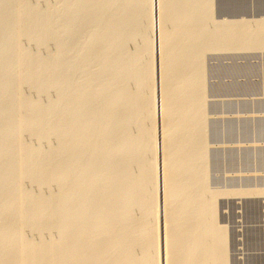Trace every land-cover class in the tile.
Listing matches in <instances>:
<instances>
[{"label":"rangeland","instance_id":"1","mask_svg":"<svg viewBox=\"0 0 264 264\" xmlns=\"http://www.w3.org/2000/svg\"><path fill=\"white\" fill-rule=\"evenodd\" d=\"M175 1L176 0H162V1L160 0V3L164 4L161 7L159 6L161 8L160 11H163V13L160 14L161 12L159 11V7L155 6L154 8L153 6V8L156 9V11L152 8L153 0H86V1L85 0H75V1L74 0H56V1L55 0H17V1L16 0H0V42H1L0 43V95H1L0 96V113H2L0 115V130H1L0 132L1 134H4V135H0L1 136L0 137L1 138L0 139L1 140L0 141V161H1L0 162V181H2V183L0 182L1 183L0 188L3 189V190L0 189V202H2L0 203V235L2 238V239L0 238L1 239L0 245L1 246L3 244L6 245V252L9 253V255L7 253L4 256L7 259L10 258L9 260H7V264H13V263L16 264V262L18 264H48V263L58 264L59 262H61L60 264H65V261L66 263H69L71 262L70 260L73 258V256H75L74 260L81 257L80 256L81 253L78 254L74 252L76 255H79V256H76L75 254H72L73 252H66V249L68 248V245H69V241L75 237V232L73 233V231H75L80 226H86V225L87 226L88 225L97 226L99 224L103 225L105 224V221L107 222V224L111 225V227H114L112 228L113 230L111 229V231H108V232L99 231L100 233H98V231L94 232L92 233L94 236H91L92 234H90L89 236L83 238V240L81 241V243L84 241L82 245L87 246L88 248L86 249L85 257L87 256L88 259L90 258L92 259V260L90 259L92 262L91 264H96L98 263V261L99 263L100 261H103L104 264L107 262L108 263L112 262L111 264H120V262L123 263V261L124 263H126L125 262L126 260L129 262L130 259H131V262L129 263L127 262V264H131L132 261H133L132 264H135V263L138 264L139 260H140V264H143V263L147 264L148 262H149L148 264H151V262H153L152 264H160V263L167 264V262L168 264H172V263L179 264L178 262L180 261L179 259H181V257H174L175 259L168 258L170 261H172L171 263L169 260L164 258V250H168V248L174 247L170 244H168L167 246H171V247H165L164 245L167 244L166 241L168 242L169 238L173 237L174 234H177L179 232L178 228L179 229L181 228L179 225H181L183 228V229L181 228L180 230L181 234L183 232L186 233V231H189L190 233L189 232L186 233L185 236L183 235L184 233L182 234V236L180 233H178L181 236V239L183 240L186 239L187 241L184 240L185 242L184 241L181 242L182 240H180L179 242H177L176 245L173 244L175 245V248L178 250L181 248L180 250L184 251L186 249H189V244L191 242L190 244V246L192 247L190 248L191 250L195 247L197 248L196 245H198V248L201 249V253L205 252L204 254L200 255L201 254V253L199 254L200 250L196 248L193 249L194 251V252L192 251L193 254H191V256L187 259L189 263H187L186 262L187 260H186L185 264L186 263L194 264L196 260L198 259H199L198 261H202L203 257H205L203 259L204 262H202L203 264H208L209 262H212V264H216L218 262L217 261L218 259H216L218 256H214V255H217L216 253H219L218 254L219 257H222L221 259L219 258L220 260L218 262L221 264L223 263L224 264H264V32H263L264 31L263 30L264 29V0H198V1L197 0H191V1L185 0V2L184 0L183 1L177 0L176 2ZM168 2L170 3V6ZM20 4H21V7H20ZM12 5L14 7H12ZM177 8L179 11L177 10ZM152 15H155L157 18ZM170 16L175 17V18L173 19ZM177 19H178V22H177ZM183 19H184V22H183ZM157 20L158 21L161 20V21L158 22ZM170 20L172 21L170 22ZM175 21L176 23H175V28H174ZM150 22H152L151 25H154V22H155V25L150 26ZM180 22L181 23L183 22L182 23V26L184 24L183 28L179 26L178 23ZM159 24H161V28ZM237 26L240 28H238ZM210 28H212L213 30ZM152 29L154 30L152 31ZM204 30H205V33H203ZM160 31L164 32V33L162 32V34L165 37L164 36L159 37L162 39H159L157 38L158 36H156L158 35L157 32L159 33V36L161 35ZM153 33L155 35H153ZM82 34L83 36H81ZM178 34L182 38L178 36ZM152 35L154 36V38ZM186 35L188 37H186ZM224 35H227V36H224ZM245 35L247 37H245ZM213 37H215L216 39H213ZM233 37H235V39ZM171 39L173 41L176 39L174 41L176 45L174 42H172ZM179 39H183V40L180 41ZM160 40L161 42L164 41L163 44H161ZM152 43H155V44H152ZM164 43L167 45L166 46L167 48L165 47ZM87 45L89 46L87 47ZM100 46L102 47V49ZM153 47H155V49ZM161 47H164V49ZM192 48H195V49L192 50ZM156 49H158L159 51L160 49L162 50L158 52V50L156 51ZM163 50H164V53L167 50V52L165 53V59L162 54L160 56V53H163ZM157 54H159V57ZM167 54L169 55L170 59L175 58L174 63H173V60L170 61ZM175 55L177 56V58ZM194 55H195V58H194ZM166 56L169 60L166 59ZM189 58L191 59V61L189 60ZM22 60L24 62H22ZM165 60L166 61L168 60V61L165 62ZM159 61L162 62L161 64H163V61H164L165 64L162 65L163 68ZM168 62L169 63L171 62L170 64H172V66L170 64L168 65L167 64ZM175 62L177 63L176 65H175ZM173 65H174V68H173L174 70L172 69ZM164 66H165V69H164ZM181 68H182L181 70L182 73L180 72ZM10 70L12 72H10ZM166 70H168V72L172 70L173 78L164 79L165 77H163L162 72ZM151 71L153 72L154 75L152 74ZM121 72H122V75H121ZM101 73L103 76H101ZM16 77L19 79H17ZM196 77H199V78H196ZM158 78L160 81L158 80ZM182 78L183 80L181 81ZM143 79L144 81H142ZM163 79L165 80L166 83L163 82L164 81ZM117 81L119 82V84ZM150 84H151V87H150ZM146 85L150 88L147 89ZM144 86L146 87L144 88ZM169 87L171 88L169 89ZM160 90L163 91L164 93L162 92L160 93ZM164 90H166L167 92L169 91V93L171 91L172 94H169V95H172L171 97L172 98L175 97V99L173 98L172 100V98L169 95H166L167 93ZM180 90H183L184 92L182 91L180 94ZM172 91L175 93L173 94ZM177 94L180 96L178 97ZM126 97L129 98V100ZM162 97L163 98L166 97V98H164L163 100H160ZM115 98H117L118 100L117 99L115 100ZM167 98H169L170 100L168 99L167 101L166 100ZM189 98H191L192 100H190ZM181 99L182 101H180ZM20 100L21 102H19ZM183 101H185V103ZM187 102L189 104H186ZM164 103H166L167 106L169 104V107H167L168 109L164 107L166 110L163 108ZM172 103H174L173 104L174 106L172 105ZM160 104L161 105L163 104V105L161 106ZM190 104L192 105V107ZM170 107L173 108L175 112L172 110H169L171 109ZM184 108L186 110L183 112ZM190 108H193V109L190 110ZM169 111H171V113ZM176 112H177V115H176ZM178 114H180V116ZM1 116H2V119H1ZM174 116H177L176 117L177 120L174 119ZM178 116L179 118L182 117V119H179ZM167 118L171 120H168ZM178 120L181 121L179 124V127L183 129L177 127L179 122L178 123L176 122ZM170 121L171 123L175 121L174 123L177 124V125H175L174 123H172L173 125L170 124L171 128L175 130H176L175 126L179 128L176 131L174 130L172 132L173 133L172 135H171V132L167 133L168 131L173 130V129L171 130V128L168 130V128L170 127L168 126ZM70 123L72 124V126ZM163 125L167 127V132L166 130L163 131V128L166 129V127H164ZM88 126L90 127V130ZM184 127H188V128H184ZM180 129L182 130L184 134L180 132ZM185 130L187 131L188 134L185 133L186 132ZM195 130H196V133H195ZM190 132L194 133V135L190 134ZM19 134L21 136H19ZM74 135H76L75 137L76 139H74ZM193 137H195V140L197 141H194ZM184 138L188 141V143H191V145L190 144L188 145V143H185L186 144L185 145L183 143V141H185ZM190 138H192L193 141H191ZM99 139H102V140H99ZM67 140H69V142ZM170 140L172 141V144L174 143L176 144L177 142V145L174 144L175 149H173L174 145H170L171 144ZM180 141L182 142L183 145H185V147H182L183 146L182 144H180L182 146L180 145L178 146V143H181ZM45 144L48 145L49 147L46 146ZM192 144L194 146H192ZM165 145L169 146L168 149L170 151L173 149L174 150V152L172 151L173 153H176V152L178 154L191 153L189 154L190 157H188L189 155H187L186 157L187 159L185 158V156H184L185 158L184 159L183 156L181 155L177 156L178 154H175L177 156V158H175L176 156L174 154L173 155L171 154L173 156L172 158V156L170 155V151L166 149L167 146L165 148ZM98 146L100 148L97 149ZM121 147L125 149L122 150ZM114 149L116 150L113 151ZM179 149L181 153H179ZM185 149L187 150L186 151L187 153L184 152ZM100 150H103V151H100ZM189 150L191 151L188 152ZM106 151L110 153H107ZM132 151L133 152L135 151V152L131 154ZM193 151L196 152V154ZM63 152L66 155H63ZM92 152L96 154H93ZM129 152L131 155L129 154ZM103 153L105 154V156ZM167 153L170 155V156L168 155L169 157L167 156ZM185 154H182V155H185ZM60 155H61V158H60ZM110 155H112V157ZM108 157H109V160L112 161L111 164H113V167H112V165H109L110 163H108L109 167L111 166L110 167L111 170H113L112 172L110 168H108V165L106 163L108 162L107 161ZM115 158L117 159V161L115 160ZM72 160H73V163H72ZM166 160H167V163L165 162ZM122 161L123 163H126L125 164L126 166L122 164ZM168 161L172 163L173 167L175 166L174 169L172 168V166L170 167L171 164L169 162L170 164L169 165ZM175 161L177 162V165ZM178 161L179 162L183 161L184 163L181 162L183 163L181 164ZM149 162L150 163L152 162L153 165L150 164ZM165 163L168 164V166ZM115 164H117V166L119 167L124 166L123 167L124 170L122 168L117 167ZM182 166H183V169H182ZM186 166L187 168L185 169L184 167ZM169 167L172 170L171 172H170ZM105 168L108 170L106 171ZM116 168H118V170L119 169L122 170L121 172L122 174L120 173V178L122 179V181L120 178L118 179L115 178L112 181L110 176L107 175L109 178L108 177L106 178L105 177L106 175H104L105 172L112 173L114 175L115 173L113 172H116V173L118 172ZM130 168H133V169H130ZM165 168L167 169L165 170V173L167 171L166 174L168 176L163 171ZM181 169L183 170V173L185 169L186 176H185V173L184 174L181 173L182 172ZM146 170L148 171L146 172ZM187 170L189 171V174ZM124 171L125 173H123ZM149 172H151L153 175ZM162 173L164 175H162ZM179 173H181L182 175L181 174L179 175ZM190 173H193L192 177L194 179L192 177H191L192 179L190 178L191 176ZM89 175L91 176V178ZM178 176H181V178L180 177L177 178ZM100 177H103L104 179L105 178L110 179V180H106V179L105 180L108 185L112 184L111 185L112 188L107 189L108 191H106L104 195L99 196L98 199L96 195L90 194V192L92 193L91 188H90L89 194H87L88 190H85V192L87 193L85 192L83 193V192H79L76 189L79 183L81 186H85L88 188V185L86 186V184L90 183L89 186H91V184L93 185V182H94V181L92 182V180L96 179L98 182L94 184L92 187H93V190L100 191V187L101 188L104 186L106 187V183H103V185L105 184L104 186L101 185L102 184L101 182H104V180L103 178H101L102 181L100 180L101 181L100 182L98 180ZM163 177L164 178L166 177L165 180L163 179ZM174 177H176L180 181L181 183L180 185L178 183L179 181L176 182L174 180L173 182V179H175ZM166 179H169V180L167 181ZM184 179H186L187 181ZM166 182H167V185H166ZM170 182L171 184H169ZM175 183H178V184H175ZM196 183L198 186L196 185ZM121 184L129 188L127 187L123 188L124 187L123 186L122 187L123 189L121 190V186H122ZM181 185L183 187H181ZM189 185L191 187L193 185V188L192 189L191 187H189V189L186 188ZM108 187L110 188V186ZM164 187L167 189L169 194L172 195V197L167 194V191ZM169 188L170 189L174 188L175 189L174 191L178 193L180 189L184 190L185 192L188 191L190 193L186 192L187 194L185 195V192L182 193V191L180 190V193H182V196H179L181 194H178V197H176L177 196V193H176V196H175L176 198L174 197L175 198L174 199L173 194L175 193H173L174 192L173 190L172 192H170ZM185 188L188 190H185ZM176 189L177 190L179 189V190L176 191ZM76 190L79 192L78 194H75ZM112 191L115 193V195ZM127 191H129V194H127L128 193ZM80 193L81 194L83 193V196ZM84 194L88 197H84L85 196ZM124 194L125 195L127 194V195L125 196ZM183 194L185 197L188 198L187 200L190 203H188L187 200H185V202L184 200H181V199H186L184 198ZM76 195L77 196L80 195V196L77 197ZM105 195H107L106 197L109 196L110 198L109 197L106 198ZM164 195L165 196L167 195V197H165ZM127 196H128V200H125L126 203H124V199H126ZM9 198H11V200ZM69 198L71 202H69ZM75 198H78V199H75ZM168 198H170V200ZM177 198L181 200L182 202L178 201L175 203ZM105 199H107V201H105ZM23 200L26 202H24ZM36 200H38L37 203L35 202ZM83 200H85L83 202L84 205L82 204ZM96 200L98 203L96 202ZM86 201H87V204H89L88 206L90 207H88L87 205L85 206ZM111 201H114V203L113 202L111 203ZM116 201H119V203L117 204ZM192 201L194 203H191ZM10 202H12L13 204ZM24 203H26L27 205L26 204L24 205ZM178 203L180 205H178V208H176L177 207L176 204ZM184 203L186 204L184 205ZM113 204H114V207L112 206ZM170 204L173 206L171 207ZM181 204H183L182 207H181ZM187 204H188V208H187ZM78 205L80 207L81 205H83V207L85 206L86 209L84 210H87V207L88 208L92 207L94 211L98 209H101V211H97V213L94 212L95 213L94 215L93 214L90 215V213L93 212L90 209L91 212H89L88 210L87 214L88 213L89 214L86 216L85 214L86 211H85L83 212L84 213V216H83L82 212L80 213L78 212L80 211V207ZM109 205L111 207H109ZM167 205L171 207L170 210H168L169 208L167 209ZM33 206L35 207L33 208ZM125 206L127 207V209ZM120 207H121V211H118L120 210ZM164 207H165V210H164ZM24 209H26L25 211H28V212L24 213L21 211V210L24 211ZM77 209L78 211H76ZM179 209L182 212V214L180 212L181 215L179 214V211H180ZM112 210L114 212L113 218L110 217L111 215H109ZM72 211H75V212H72ZM169 212L170 213L172 212L173 214L176 213L177 216H174L175 214L173 215L171 213L170 215H173L174 217L173 216L170 217ZM101 213H104V214H101ZM122 213L126 215V218L124 217ZM165 213L166 215H168L167 218H164ZM183 213L185 214L187 213L189 215L188 216L189 219H187L188 217L183 215ZM74 214L76 215L74 216ZM79 214H80V217H78ZM101 215H102V218H101ZM114 215H115V218H114ZM82 216L86 218H83ZM184 216L186 218H184ZM176 217L178 218L176 219ZM196 217L198 219H196ZM168 218L171 220L167 221ZM120 219L123 220L124 223H122ZM175 219L176 221H178L179 219L180 224L179 222L175 223L176 222ZM190 219L191 221H189ZM192 219H194V223H196V220L198 222L195 225L196 226L195 229H194V224H191L193 221ZM183 220L188 223L185 222L186 223L185 224L184 222H182ZM118 221H119V224H118ZM173 221L175 222L171 225ZM166 222L168 223L165 225ZM182 223L186 227H184ZM189 223L191 225H189ZM121 224L122 225L125 224L126 228L124 226H121ZM169 225L172 226V228L169 227L172 230V233L174 232L173 225L178 226V227L176 226L177 229H175L176 230L175 233L173 234L171 233L172 236L170 235L171 230L167 228ZM1 227H4V228H1ZM188 227L190 229H188ZM198 227L199 229H196ZM67 228L72 229V230L68 231ZM145 228H148L146 229L148 230L147 232L145 231ZM185 228L187 229L184 231ZM118 229H120L121 231L120 232L121 236L118 233L119 232ZM126 229H129L130 232L129 231L125 232ZM193 229L195 230L194 232H193ZM66 230L68 231L67 234H65ZM114 230H117V232H115ZM164 230L165 231L167 230L166 231L167 233L169 232L168 236L166 235L167 237L166 236L164 237L166 233ZM196 230L197 231L199 230L201 233L197 234ZM212 230L216 231V233H218L221 230L220 232L222 233L219 232V235L221 237L223 236L222 241L219 242L218 240L219 238H215V236H217L218 234H216ZM205 231L206 232L209 231V234L210 233L211 234L208 235L207 233L208 235L207 237ZM122 232H123V235H122ZM202 232L204 234H202ZM212 232L215 234L211 238L210 236L213 235ZM15 234L18 237H16ZM124 234H127V236ZM62 235H64L65 237ZM188 235L192 236V238L194 239H192L191 237L186 238ZM194 235H197L199 238L197 237L196 239L201 242L195 243L194 241H196V239ZM202 235L203 236L205 235L203 237L204 240L201 239ZM219 235L217 237H220ZM6 236L11 237L13 240L10 239L9 237L4 238ZM95 236L97 238L99 237L98 241H97V238H95ZM183 236L185 238H183ZM94 238H95L94 243L98 245L99 244L102 245L106 243V240L107 242L112 241L111 242L112 244L110 246V249L112 250L115 248V247L114 248L112 247L113 241H114V246L118 245L121 247L120 248L116 247L118 249L115 248V250H117V252L115 251L116 253L113 252L114 250L111 252V250L108 249L107 251L105 252L103 251L100 254L96 255V246H95V249L92 246ZM109 238L114 239V240H110ZM132 239H135L134 240L135 242L132 241ZM189 239H191V241H189ZM5 240H7L10 244L7 241H6L7 243H5ZM119 240L120 241L123 240L125 243L120 242V245H119ZM214 240L215 241L218 240L217 242H215V245H214ZM10 241L13 243H11ZM102 241L104 243H102ZM126 241L130 243L127 244ZM115 242L117 245H115ZM17 243H19V246ZM132 243L134 244L133 247L128 248L132 245ZM180 243L181 244L183 243L182 244L183 247L178 245ZM7 244H9L10 246H8ZM123 244H125V247L128 250L130 249L131 253L125 249ZM186 244H188L187 245L188 247L186 246ZM194 244H195V247H194ZM209 244L211 247L213 246L214 250L211 249L210 246H208ZM199 245H202V246H199ZM176 246L177 247L180 246V248L179 247L177 248ZM215 246H219L221 248H216L215 250ZM9 247L11 248V252L8 251L10 250ZM122 248L124 251L127 252L129 256H127L126 253L124 255L125 257L123 256L124 252L123 253L121 252ZM205 248L207 251L205 250ZM24 250H26L25 253H24ZM119 250H120V253H119ZM208 250H209V254H212L213 251L214 252L216 251L214 255L212 254V256H214L215 259L214 258L212 259H214L217 262H215L214 260L213 261L208 260L211 257L210 255H208ZM91 252H94L95 254ZM110 252L113 253L114 256L111 255ZM39 253H41V255ZM69 253L71 254L69 255ZM102 253L104 254L103 257H102L103 255ZM106 253L108 254L106 255ZM197 254L199 257L201 256L200 257L201 259L197 256ZM11 255H12V258L14 257L13 259H11ZM108 255L109 256L111 255L112 257H109L110 259H108L107 258ZM145 255L146 257L147 256L148 257L146 258ZM193 255L197 259L196 258L194 259ZM98 256L102 257V259L104 260H100ZM120 256H123L121 257L123 261L121 260V258H120L121 261L119 260ZM52 257L54 258L53 260H52ZM191 257L195 260V262L192 260ZM145 258L146 260L149 259V261L148 262L145 261ZM93 259L96 263L93 262ZM135 259L138 262H136ZM190 259H191V262L189 261ZM23 260L25 261V263H23ZM39 260H42L43 263ZM110 260L111 262H109ZM114 260L117 263L114 262ZM0 262H2V264H5L4 261L1 259H0Z\"/></svg>","mask_w":264,"mask_h":264},{"label":"bare ground","instance_id":"2","mask_svg":"<svg viewBox=\"0 0 264 264\" xmlns=\"http://www.w3.org/2000/svg\"><path fill=\"white\" fill-rule=\"evenodd\" d=\"M16 1H17V0H16ZM55 1H56V0H55ZM74 1H75V0H74ZM85 1H86V0H85ZM161 1H162V0H161ZM176 1H177V0H176ZM176 1H175V2H176ZM181 1H183V0H181ZM190 1H191V0H190ZM197 1H198V0H197ZM104 2H105V1H104ZM170 2H171V1H170ZM184 2H185V0H184ZM187 2H188V1H187ZM16 3H17V2H16ZM43 3H44V2H43ZM113 3H114V2H113ZM168 3H169V2H168ZM177 3H178V2H177ZM199 3H200V2H199ZM1 4H2V3H1ZM29 4H30V3H29ZM89 4H90V2H89ZM160 4H161V5H160ZM14 5H15V4H14ZM121 5H122V4H121ZM162 5H164V4L160 3V0H153L152 8H153V6H154V8H155V6H157V7L160 6V7H161ZM166 5H167V4H166ZM180 5H181V3H180ZM187 5H188V4H187ZM5 6H6V5H5ZM15 6H16V5H15ZM31 6H32V5H31ZM72 6H73V5H72ZM94 6H95V5H94ZM169 6H170V3H169ZM178 6H179V4H178ZM10 7H11V6H10ZM12 7H14V6L12 5ZM12 7H11V8H12ZM20 7H21V4H20ZM23 7H24V6H23ZM23 7H22V8H23ZM54 7H55V6H54ZM116 7H117V6H116ZM139 7H140V6H139ZM148 7H149V6H148ZM160 7H159V11L161 10ZM163 7H165V6H163ZM22 8H21V9H22ZM25 8H26V7H25ZM55 8H56V7H55ZM82 8H83V7H82ZM146 8H147V7H146ZM154 8H153V9H154ZM170 8H171V7H170ZM170 8H169V9H170ZM174 8H176V7H174ZM174 8H173V9H174ZM4 9H5V8H4ZM59 9H60V8H59ZM76 9H77V8H76ZM139 9H140V8H139ZM47 10H48V9H47ZM49 10H50V9H49ZM123 10H125V9H123ZM154 10L156 11V9H154ZM154 10H153V11H154ZM177 10H178V8H177ZM37 11H38V10H37ZM60 11H61V10H60ZM140 11H141V10H140ZM157 11H158V10H157ZM173 11H174V10H173ZM178 11H179V10H178ZM2 12H3V11H2ZM30 12H31V11H30ZM109 12H111V11H109ZM160 12H161V13H160ZM160 12H159L160 14L163 13V11H160ZM168 12H169V11H168ZM106 13H107V12H106ZM106 13H105V14H106ZM139 13H140V12H139ZM146 13H147V12H146ZM150 13H151V12H150ZM155 13H156V12H155ZM188 13H189V12H188ZM207 13H208V12H207ZM6 14H7V12H6ZM55 14H56V13H55ZM71 14H72V13H71ZM81 14H82V13H81ZM156 14H157V13H156ZM156 14H155V15H156ZM164 14H165V13H164ZM169 14H171V13H169ZM176 14H177V13H176ZM184 14H185V13H184ZM14 15H15V14H14ZM58 15H59V13H58ZM155 15H152V16L156 17ZM167 15H168V14H167ZM181 15H182V14H181ZM9 16H10V15H9ZM157 16H158V15H157ZM160 16H161V15H160ZM160 16H159V17H160ZM111 17H112V16H111ZM148 17H149V16H148ZM165 17H166V16H165ZM170 17H171V16H170ZM175 17H176V15H175ZM175 17H171V18L174 19ZM186 17H188V16H186ZM29 18H30V17H29ZM52 18H53V17H52ZM151 18H152V17H151ZM156 18H157V17H156ZM160 18H161V17H160ZM162 18H164V17H162ZM171 18H170V19H171ZM184 18H185V17H184ZM37 19H38V18H37ZM158 19H159V18H158ZM167 19H168V18H167ZM173 19H172V20H173ZM15 20H17V19H15ZM51 20H52V19H51ZM75 20H76V19H75ZM128 20H129V19H128ZM140 20H141V19H140ZM172 20H170V22H171ZM188 20H189V18H188ZM2 21H3V20H2ZM103 21H104V20H103ZM153 21H154V20H153ZM157 21H158V20H157ZM160 21H161V20H160ZM160 21H158V22H160ZM179 21H181V20H179ZM46 22H47V21H46ZM56 22H57V21H56ZM165 22H167V21H165ZM177 22H178V19H177ZM183 22H184V19H183ZM183 22H182V23H183ZM213 22H214V21H213ZM241 22H242V21H241ZM23 23H24V22H23ZM151 23H152V22H150V26H154V25H155V22H154V25H151ZM172 23H173V22H172ZM175 23H176V21L174 22V28H175ZM180 23H181V22H180ZM180 23H178L179 26H181V28H183L184 24H183V26H182V23H181V25H180ZM185 23H186V21H185ZM187 23H188V22H187ZM242 23H243V22H242ZM12 24H13V23H12ZM157 24H158V23H157ZM197 24H198V23H197ZM247 24H249V23H247ZM254 24H255V23H254ZM16 25H17V24H16ZM49 25H50V24H49ZM49 25H48V26H49ZM100 25H101V24H100ZM137 25H138V24H137ZM185 25H186V24H185ZM190 25H191V24H190ZM190 25H189V26H190ZM239 25H240V24H239ZM241 25H243V24H241ZM29 26H30V25H29ZM46 26H47V25H46ZM50 26H51V25H50ZM64 26H65V25H64ZM66 26H67V25H66ZM159 26H160V28H161V24H159ZM187 26H188V25H187ZM187 26H186V27H187ZM221 26H222V25H221ZM232 26H233V25H232ZM234 26H235V25H234ZM27 27H28V26H27ZM35 27H36V26H35ZM107 27H108V26H107ZM140 27H141V26H140ZM190 27H191V26H190ZM194 27H195V26H194ZM237 27H238V26H237ZM248 27H249V26H248ZM21 28H22V26H21ZM25 28H26V27H25ZM54 28H55V27H54ZM99 28H100V27H99ZM149 28H150V27H149ZM151 28H152V27H151ZM160 28H159V30H160ZM164 28H165V27H164ZM219 28H221V27H219ZM232 28H233V27H232ZM238 28H240V27H238ZM259 28H260V27H259ZM5 29H6V27H5ZM71 29H72V28H71ZM156 29H158V28H156ZM172 29H173V28H172ZM185 29H186V28H185ZM202 29H203V28H202ZM210 29H212V28H210ZM32 30H33V29H32ZM55 30H56V29H55ZM106 30H107V28H106ZM132 30H133V29H132ZM153 30H154V29H152V31H153ZM175 30H176V29H175ZM182 30H183V29H182ZM188 30H189V29H188ZM188 30H187V32H188ZM212 30H213V29H212ZM236 30H237V29H236ZM236 30H235V31H236ZM254 30H255V29H254ZM254 30H253V31H254ZM263 30H264V29H263ZM19 31H20V30H19ZM25 31H26V30H25ZM116 31H117V30H116ZM133 31H134V30H133ZM172 31H173V30H172ZM172 31H171V32H172ZM193 31H194V30H193ZM198 31H200V30H198ZM235 31H234V32H235ZM239 31H240V30H239ZM256 31H257V30H256ZM21 32H22V31H21ZM50 32H51V31H50ZM54 32H56V31H54ZM150 32H151V31H150ZM160 32H161V31H160ZM162 32H163V31H162ZM162 32H161V35H160V36H159V33L157 32V34H158V35H156V36H158L157 38H159V37H161V36H162V37L164 36V35L162 34ZM166 32H167V31H166ZM168 32H169V31H168ZM185 32H186V31H185ZM191 32H192V31H191ZM196 32H197V31H196ZM212 32H213V31H212ZM229 32H230V31H229ZM234 32H233V33H234ZM263 32H264V31H263ZM107 33H108V32H107ZM117 33H118V32H117ZM155 33H156V32H155ZM163 33H164V32H163ZM175 33H176V32H175ZM175 33H174V34H175ZM179 33H180V31H179ZM182 33H183V32H182ZM203 33H205V30H204ZM220 33H221V32H220ZM253 33H254V32H253ZM6 34H7V33H6ZM79 34H80V33H79ZM98 34H99V33H98ZM165 34H166V33H165ZM169 34H170V33H169ZM176 34H177V33H176ZM185 34H186V33H185ZM193 34H194V33H193ZM228 34H229V33H228ZM236 34H237V32H236ZM8 35H9V34H8ZM19 35H20V34H19ZM46 35H47V34H46ZM99 35H100V34H99ZM148 35H149V34H148ZM153 35H155V34L153 33ZM153 35H152V36H153ZM166 35H167V34H166ZM172 35H173V34H172ZM189 35H190V34H189ZM191 35H192V34H191ZM203 35H204V34H203ZM208 35H209V34H208ZM230 35H231V34H230ZM2 36H3V35H2ZM33 36H34V35H33ZM81 36H83V34H82ZM114 36H115V35H114ZM124 36H125V35H124ZM131 36H132V35H131ZM140 36H141V35H140ZM146 36H147V35H146ZM178 36H180V35L178 34ZM193 36H194V35H193ZM213 36H215V35H213ZM224 36H227V35H224ZM5 37H6V36H5ZM37 37H38V36H37ZM164 37H165V36H164ZM166 37H167V36H166ZM173 37H174V36H173ZM175 37H176V36H175ZM180 37H181V36H180ZM184 37H185V35H184ZM186 37H188V36L186 35ZM202 37H203V36H202ZM228 37H229V35H228ZM245 37H247V36L245 35ZM245 37H244V38H245ZM259 37H260V36H259ZM41 38H42V37H41ZM46 38H47V37H46ZM76 38H77V37H76ZM121 38H122V37H121ZM153 38H154V36H153ZM167 38H168V37H167ZM178 38H179V37H178ZM178 38H177V39H178ZM181 38H182V37H181ZM233 38L235 39V37H233ZM236 38H237V37H236ZM15 39H16V38H15ZM69 39H70V38H69ZM93 39H94V38H93ZM105 39H106V37H105ZM124 39H125V38H124ZM124 39H123V40H124ZM132 39H133V38H132ZM136 39H137V38H136ZM151 39H152V38H151ZM159 39H162V38H159ZM164 39H165V38H164ZM192 39H193V37H192ZM192 39H191V40H192ZM197 39H198V38H197ZM203 39H204V38H203ZM213 39H216V38L213 37ZM225 39H226V38H225ZM225 39H224V41H225ZM246 39H247V38H246ZM259 39H260V38H259ZM154 40H156V39H154ZM171 40H172V39H171ZM175 40H176V39H175ZM175 40H174V41H175ZM179 40L181 41V40H183V39H179ZM236 40H237V39H236ZM240 40H242V39H240ZM255 40H256V39H255ZM2 41H3V40H2ZM14 41H15V40H14ZM40 41H42V40H40ZM47 41H48V40H47ZM53 41H54V40H53ZM116 41H117V40H116ZM116 41H115V42H116ZM126 41H127V40H126ZM146 41H147V40H146ZM158 41H159V40H158ZM158 41H157V42H158ZM168 41H169V39H168ZM174 41L172 40V42H174ZM186 41H187V40H186ZM231 41H232V39H231ZM16 42H17V41H16ZM19 42H20V41H19ZM32 42H33V41H32ZM49 42H50V41H49ZM79 42H80V41H79ZM102 42H103V41H102ZM160 42H161V40H160ZM163 42H164V41H163ZM163 42H161V44H163ZM165 42H166V40H165ZM176 42H177V41H176ZM210 42H211V41H210ZM0 43H1V42H0ZM40 43H41V42H40ZM81 43H82V42H81ZM174 43H175V42H174ZM185 43H186V42H185ZM203 43H205V42H203ZM207 43H208V42H207ZM261 43H263V42H261ZM136 44H137V43H136ZM152 44H155V43H152ZM167 44H168V43H167ZM170 44H171V42H170ZM172 44H173V43H172ZM177 44H178V43H177ZM179 44H180V43H179ZM257 44H258V42H257ZM156 45H157V44H156ZM159 45H160V44H159ZM164 45H165V47L167 46L165 43H164ZM173 45H174V44H173ZM175 45H176V43H175ZM240 45H241V44H240ZM248 45H249V44H248ZM2 46H3V45H2ZM18 46H19V45H18ZM88 46H89V45H87V47H88ZM116 46H117V45H116ZM152 46H153V45H152ZM152 46H151V47H152ZM154 46H155V45H154ZM189 46H190V45H189ZM191 46H192V45H191ZM206 46H207V45H206ZM50 47H51V46H50ZM76 47H77V46H76ZM91 47H93V46H91ZM100 47H101V46H100ZM142 47H143V46H142ZM171 47H172V46H171ZM177 47H178V46H177ZM186 47H187V46H186ZM83 48H84V47H83ZM144 48H145V47H144ZM148 48H149V47H148ZM153 48L155 49V47H153ZM153 48H152V49H153ZM161 48L164 49V47H161ZM166 48H167V47H166ZM207 48H208V47H207ZM218 48H219V47H218ZM68 49H69V48H68ZM101 49H102V47H101ZM179 49H180V47H179ZM194 49H195V48H192V50H194ZM9 50H10V49H9ZM25 50H26V49H25ZM110 50H111V49H110ZM140 50H141V48H140ZM157 50H158V49H156V51H157ZM161 50H162V49H160V51H161ZM172 50H173V49H172ZM203 50H204V49H203ZM3 51H4V50H3ZM53 51H54V50H53ZM73 51H74V50H73ZM149 51H150V50H149ZM160 51L158 50V52H160ZM174 51H175V49H174ZM180 51H181V49H180ZM183 51H184V50H183ZM37 52H38V51H37ZM134 52H135V51H134ZM166 52H167V50L165 51V53H166ZM53 53H54V52H53ZM125 53H126V52H125ZM156 53H157V52H156ZM163 53H164V50H163ZM163 53H160V56H161V54H162L163 57H164V59H165V53H164V54H163ZM168 53H169V51H168ZM174 53H176V52H174ZM174 53H173V54H174ZM185 53H186V51H185ZM201 53H202V52H201ZM21 54H22V53H21ZM30 54H31V53H30ZM105 54H106V53H105ZM170 54H171V53H170ZM1 55H2V54H1ZM54 55H55V54H54ZM69 55H70V54H69ZM75 55H76V54H75ZM152 55H153V54H152ZM152 55H151V56H152ZM157 55H158V57H159V54H157ZM182 55H183V54H182ZM29 56H30V55H29ZM118 56H119V55H118ZM167 56H168V58H169V55H168V54H167ZM167 56H166V59H168ZM172 56H173V55H172ZM175 56H176V55H175ZM199 56H200V55H199ZM3 57H4V56H3ZM24 57H25V56H24ZM57 57H58V56H57ZM66 57H67V56H66ZM109 57H110V56H109ZM138 57H139V56H138ZM143 57H144V56H143ZM192 57H193V56H192ZM22 58H23V57H22ZM81 58H82V57H81ZM129 58H130V57H129ZM129 58H128V59H129ZM145 58H146V57H145ZM176 58H177V56H176ZM185 58H186V57H185ZM187 58H188V57H187ZM194 58H195V55H194ZM109 59H110V58H109ZM142 59H143V58H142ZM169 59H170V58H169ZM169 59H168V60H169ZM174 59H175V58H174ZM174 59L172 58V59H170V61L173 60V63H174ZM180 59H181V58H180ZM183 59H184V58H183ZM6 60H7V59H6ZM28 60H30V59H28ZM28 60H27V61H28ZM33 60H34V59H33ZM119 60H120V59H119ZM122 60H123V59H122ZM161 60H163V59H161ZM168 60H167V61H168ZM189 60L191 61L190 58H189ZM192 60H193V59H192ZM146 61H147V60H146ZM167 61L165 60V62H167ZM175 61H176V60H175ZM186 61H187V60H186ZM22 62H24V61L22 60ZM72 62H73V61H72ZM82 62H83V61H82ZM129 62H130V61H129ZM159 62H160V61H159ZM41 63H42V62H41ZM47 63H48V62H47ZM108 63H109V62H108ZM135 63H136V62H135ZM161 63H162V62H160V64H161ZM170 63H171V62H170ZM170 63L168 62L167 64L169 65ZM11 64H12V63H11ZM25 64H26V63H25ZM32 64H33V63H32ZM65 64H66V63H65ZM90 64H91V63H90ZM137 64H138V63H137ZM145 64H146V63H145ZM157 64H158V63H157ZM160 64H159V65H160ZM164 64H165V63H164V61H163V64H161V66L164 65ZM176 64H177V63L175 62V65H176ZM185 64H187V63H185ZM149 65H150V64H149ZM170 65L172 66V64H170ZM183 65H184V64H183ZM15 66H16V65H15ZM17 66H18V64H17ZM23 66H24V65H23ZM178 66H179V65H178ZM40 67H41V66H40ZM43 67H44V66H43ZM47 67H48V66H47ZM55 67H56V66H55ZM89 67H90V66H89ZM150 67H151V66H150ZM159 67H160V66H159ZM166 67H167V66H166ZM168 67H169V66H168ZM181 67H183V66H181ZM184 67H185V66H184ZM4 68H5V67H4ZM6 68H7V67H6ZM8 68H9V67H8ZM25 68H26V67H25ZM33 68H35V67H33ZM53 68H54V67H53ZM68 68H69V67H68ZM162 68H163V66H162ZM170 68H171V67H170ZM170 68H169V70H170ZM173 68H174V65H173L172 69H173ZM188 68H189V67H188ZM47 69H48V68H47ZM51 69H52V68H51ZM93 69H94V68H93ZM118 69H119V68H118ZM158 69H159V68H158ZM164 69H165V66H164ZM164 69H163V70H164ZM186 69H187V68H186ZM7 70H8V69H7ZM11 70H12V69H11ZM11 70H10V72L13 71V70H12V71H11ZM26 70H27V69H26ZM58 70H59V69H58ZM72 70H73V68H72ZM84 70H85V69H84ZM102 70H104V69H102ZM102 70H101V71H102ZM134 70H135V69H134ZM173 70H174V69H173ZM181 70H182V68L180 69V72H181ZM190 70H191V69H190ZM196 70H197V69H196ZM29 71H30V70H29ZM144 71H145V69H144ZM152 71H153V70H152ZM152 71H151V72H152ZM5 72H6V71H5ZM5 72H3V73H5ZM7 72H8V71H7ZM124 72H125V71H124ZM151 72H150V73H151ZM159 72H160V71H159ZM174 72H176V71H174ZM177 72H178V70H177ZM184 72H185V71H184ZM52 73H53V71H52ZM55 73H56V72H55ZM64 73H65V72H64ZM71 73H72V72H71ZM145 73H147V72H145ZM181 73H182V72H181ZM186 73H187V72H186ZM189 73H190V72H189ZM200 73H201V72H200ZM8 74H9V73H8ZM25 74H26V73H25ZM86 74H87V72H86ZM117 74H119V73H117ZM152 74H153V72H152ZM152 74H151V75H152ZM162 74H163V77H165L164 79L173 78L172 70L169 71V72H168V70L163 71ZM4 75H5V74H4ZM4 75H3V76H4ZM15 75H16V74H15ZM49 75H50V74H49ZM65 75H66V74H65ZM121 75H122V72H121ZM145 75H146V74H145ZM148 75H149V74H148ZM153 75H154V74H153ZM160 75H161V74H160ZM181 75H182V74H181ZM192 75H193V74H192ZM196 75H197V73H196ZM12 76H13V75H12ZM42 76H43V75H42ZM91 76H93V75H91ZM101 76H103L102 73H101ZM104 76H105V75H104ZM149 76H150V75H149ZM194 76H195V75H194ZM199 76H200V75H199ZM38 77H39V76H38ZM75 77H76V76H75ZM123 77H124V76H123ZM160 77H161V76H160ZM175 77H176V76H175ZM175 77H174V78H175ZM177 77H178V76H177ZM1 78H2V77H1ZM11 78H12V77H11ZM16 78H17V77H16ZM19 78H20V76H19ZM19 78H17V79H19ZM22 78H23V77H22ZM22 78H21V79H22ZM65 78H66V77H65ZM109 78H110V77H109ZM153 78H154V76H153ZM189 78H190V77H189ZM196 78H199V77H196ZM12 79H13V78H12ZM23 79H24V78H23ZM97 79H98V77H97ZM164 79H163V80H164ZM175 79H176V78H175ZM79 80H80V79H79ZM92 80H93V79H92ZM158 80H159V78H158ZM161 80H162V79H161ZM177 80H178V79H177ZM182 80H183V78L181 79V81H182ZM14 81H15V80H14ZM95 81H96V80H95ZM136 81H137V80H136ZM142 81H144V79H143ZM147 81H148V80H147ZM147 81H146V82H147ZM149 81H150V79H149ZM151 81H153V80H151ZM159 81H160V80H159ZM189 81H190V80H189ZM199 81H200V80H199ZM19 82H21V81H19ZM101 82H102V81H101ZM117 82H118V81H117ZM138 82H139V81H138ZM163 82H165V80H164ZM6 83H7V82H6ZM25 83H26V82H25ZM160 83H161V82H160ZM165 83H166V82H165ZM189 83H190V82H189ZM12 84H13V83H12ZM21 84H22V83H21ZM67 84H68V83H67ZM92 84H93V83H92ZM101 84H102V83H101ZM108 84H109V83H108ZM118 84H119V82H118ZM132 84H133V83H132ZM140 84H141V83H140ZM142 84H143V82H142ZM142 84H141V85H142ZM145 84H146V83H145ZM167 84H168V83H167ZM179 84H180V82H179ZM13 85H14V84H13ZM90 85H91V84H90ZM99 85H100V84H99ZM113 85H114V84H113ZM147 85H148V84H147ZM147 85H146V86H147ZM1 86H2V85H1ZM9 86H10V85H9ZM124 86H125V85H124ZM146 86H144V88H145ZM148 86H149V85H148ZM148 86H147V89L151 87V84H150V87H148ZM162 86H163V85H162ZM165 86H166V85H165ZM168 86H170V85H168ZM168 86H167V87H168ZM188 86H189V85H188ZM14 87H15V86H14ZM19 87H20V86H19ZM35 87H36V86H35ZM68 87H69V86H68ZM77 87H78V86H77ZM104 87H105V86H104ZM109 87H110V85H109ZM113 87H115V86H113ZM160 87H161V86H160ZM192 87H193V85H192ZM1 88H2V87H1ZM11 88H12V87H11ZM17 88H18V87H17ZM46 88H47V87H46ZM97 88H99V87H97ZM100 88H101V87H100ZM170 88H171V87H169V89H170ZM173 88H174V86H173ZM173 88H172V89H173ZM180 88H181V87H180ZM185 88H186V87H185ZM194 88H195V87H194ZM194 88H193V89H194ZM200 88H201V87H200ZM35 89H36V88H35ZM89 89H90V88H89ZM122 89H123V88H122ZM160 89H161V88H160ZM162 89H163V88H162ZM164 89H165V88H164ZM167 89H168V88H167ZM167 89H166V90H167ZM5 90H6V89H5ZM108 90H109V89H108ZM166 90H164V91H166ZM176 90H177V89H176ZM187 90H188V89H187ZM1 91H2V90H1ZM22 91H23V90H22ZM58 91H60V90H58ZM58 91H57V92H58ZM72 91H73V89H72ZM87 91H88V90H87ZM90 91H91V90H90ZM102 91H103V90H102ZM104 91H105V90H104ZM112 91H113V89H112ZM118 91H119V90H118ZM140 91H141V90H140ZM173 91H174V90H173ZM173 91H172V92H173ZM182 91H183V90H180V94H181ZM3 92H4V91H3ZM39 92H40V91H39ZM82 92H83V91H82ZM93 92H94V91H93ZM98 92H99V91H98ZM161 92L164 93L163 91L160 90V93H161ZM176 92H178V91H176ZM183 92H184V91H183ZM6 93H7V92H6ZM8 93H9V92H8ZM76 93H78V92H76ZM84 93H85V92H84ZM112 93H113V92H112ZM133 93H134V92H133ZM150 93H151V92H150ZM166 93H167L166 95L172 94L171 91H170V93H169V91H168V92L166 91ZM174 93H175V92H173V94H174ZM185 93H186V92H185ZM44 94H45V92H44ZM92 94H93V93H92ZM96 94H97V93H96ZM110 94H111V93H110ZM126 94H127V93H126ZM142 94H143V93H142ZM178 94H179V93H178ZM178 94H177V95H178ZM182 94H183V93H182ZM52 95H53V94H52ZM79 95H80V94H79ZM81 95H82V94H81ZM93 95H94V94H93ZM99 95H100V93H99ZM0 96H1V95H0ZM2 96H3V95H2ZM75 96H76V95H75ZM89 96H90V95H89ZM160 96H161V95H160ZM160 96H159V97H160ZM169 96L171 97L172 95H169ZM173 96H174V95H173ZM179 96H180V95H178V97H179ZM199 96H200V95H199ZM6 97H7V96H6ZM78 97H80V96H78ZM99 97H100V96H99ZM166 97H167V96H166ZM166 97H164V98H166ZM170 97H169V98H170ZM176 97H177V96H176ZM23 98H24V97H23ZM60 98H61V97H60ZM62 98H63V96H62ZM124 98H125V97H124ZM126 98H127V97H126ZM144 98H145V97H144ZM164 98L162 97L161 99H160V98H159V99H160V100H163ZM169 98H167L166 100L168 101ZM171 98H172V97H171ZM173 98L175 99V97H173ZM173 98H172V100H173ZM184 98H185V97H184ZM11 99H12V98H11ZM16 99H17V98H16ZM16 99H15V100H16ZM24 99H25V98H24ZM38 99H39V98H38ZM66 99H67V98H66ZM68 99H69V98H68ZM100 99H101V98H100ZM102 99H103V98H102ZM116 99H117V98H115V100H116ZM119 99H120V98H119ZM127 99L129 100V98H127ZM127 99H126V100H127ZM145 99H146V98H145ZM159 99H158V100H159ZM179 99H180V98H179ZM182 99H183V98H182ZM182 99H181L180 101H182ZM189 99L192 100L191 98H189ZM202 99H203V97H202ZM13 100H14V99H13ZM90 100H91V99H90ZM108 100H109V99H108ZM117 100H118V99H117ZM169 100H170V99H169ZM176 100H177V99H176ZM185 100H187V99H185ZM190 100H188V101H190ZM8 101H9V100H8ZM29 101H30V100H29ZM78 101H79V100H78ZM80 101H81V100H80ZM88 101H89V100H88ZM100 101H102V100H100ZM103 101H104V100H103ZM106 101H107V100H106ZM122 101H123V100H122ZM130 101H131V100H130ZM152 101H153V100H152ZM177 101H178V100H177ZM1 102H2V101H1ZM13 102H14V101H13ZM19 102H21V100H20ZM30 102H31V101H30ZM72 102H73V101H72ZM104 102H105V101H104ZM118 102H119V101H118ZM131 102H132V101H131ZM169 102H171V101H169ZM174 102H175V101H174ZM178 102H179V101H178ZM178 102H176V103H178ZM183 102L185 103V101H183ZM192 102H193V101H192ZM45 103H46V102H45ZM57 103H58V102H57ZM86 103H87V102H86ZM114 103H115V102H114ZM122 103H124V102H122ZM162 103H163V102H162ZM176 103H175V104H176ZM179 103H180V102H179ZM181 103H182V102H181ZM32 104H34V103H32ZM37 104H38V103H37ZM47 104H48V103H47ZM58 104H59V103H58ZM83 104H84V103H83ZM93 104H94V103H93ZM142 104H143V103H142ZM142 104H140V105H142ZM167 104H168V103H167ZM170 104H171V103H170ZM173 104H174V103H172V105H173ZM186 104H189V103L187 102ZM186 104H185V106H186ZM192 104H193V103H192ZM2 105H3V104H2ZM96 105H97V104H96ZM124 105H125V104H124ZM144 105H145V103H144ZM160 105H161V104H160ZM162 105H163V104H162ZM162 105H161V106H162ZM165 105H166V103H164L163 108H164V107H166V108L169 107V104H168V106H167V105L165 106ZM181 105H183V104H181ZM190 105H191V104H190ZM190 105H189V106H190ZM193 105H194V104H193ZM21 106H22V105H21ZM36 106H37V105H36ZM70 106H71V105H70ZM173 106H174V105H173ZM16 107H17V106H16ZM25 107H26V106H25ZM29 107H30V106H29ZM33 107H34V106H33ZM46 107H47V106H46ZM48 107H49V106H48ZM111 107H112V105H111ZM182 107H183V106H182ZM191 107H192V105H191ZM55 108H56V107H55ZM83 108H84V107H83ZM146 108H147V107H146ZM146 108H145V109H146ZM158 108H159V107H158ZM170 108H171V107H170ZM176 108H177V107H176ZM197 108H198V107H197ZM197 108H196V109H197ZM31 109H32V108H31ZM34 109H35V108H34ZM73 109H74V108H73ZM103 109H104V107H103ZM106 109H107V108H106ZM164 109H165V108H164ZM167 109H168V108H167ZM192 109H193V108H190V110H192ZM108 110H109V109H108ZM110 110H112V109H110ZM123 110H124V109H123ZM123 110H122V111H123ZM135 110H136V109H135ZM165 110H166V109H165ZM169 110L174 111L173 108H171V109H169ZM185 110H186V109L184 108L183 112H184ZM2 111H3V110H2ZM29 111H30V110H29ZM29 111H28V112H29ZM35 111H36V110H35ZM35 111H34V112H35ZM37 111H38V110H37ZM50 111H51V110H50ZM95 111H96V110H95ZM100 111H101V110H100ZM160 111H161V109H160ZM167 111H168V110H167ZM176 111H178V110H176ZM17 112H18V111H17ZM32 112H33V110H32ZM40 112H41V111H40ZM97 112H98V110H97ZM109 112H110V111H109ZM148 112H149V111H148ZM169 112L171 113V111H169ZM174 112H175V111H174ZM196 112H197V111H196ZM9 113H10V112H9ZM30 113H31V112H30ZM86 113H87V112H86ZM129 113H130V112H129ZM132 113H133V112H132ZM136 113H137V112H136ZM136 113H134V114H136ZM146 113H147V112H146ZM170 113H169V114H170ZM172 113H173V112H172ZM186 113H187V112H186ZM186 113H185V114H186ZM197 113H198V112H197ZM1 114H2V113H0V115H1ZM31 114H32V113H31ZM38 114H39V113H38ZM138 114H139V112H138ZM153 114H154V113H153ZM153 114H152V115H153ZM187 114H188V113H187ZM174 115H175V114H174ZM176 115H177V112H176ZM178 115L180 116V114H178ZM25 116H26V115H25ZM79 116H80V115H79ZM90 116H92V115H90ZM111 116H112V115H111ZM121 116H122V115H121ZM130 116H131V115H130ZM139 116H140V115H139ZM150 116H151V115H150ZM170 116H171V115H170ZM179 116H178V118H179ZM183 116H185V115H183ZM5 117H6V116H5ZM36 117H37V116H36ZM132 117H133V116H132ZM166 117H167V115H166ZM171 117H172V116H171ZM176 117H177V116H174V119H176ZM192 117H193V116H192ZM8 118H9V117H8ZM14 118H15V117H14ZM21 118H22V117H21ZM32 118H33V117H32ZM34 118H35V117H34ZM37 118H38V117H37ZM48 118H49V117H48ZM62 118H63V117H62ZM137 118H138V117H137ZM186 118H187V116H186ZM197 118H198V117H197ZM1 119H2V116H1ZM15 119H16V118H15ZM27 119H28V118H27ZM29 119H30V118H29ZM40 119H41V117H40ZM42 119H43V118H42ZM59 119H60V118H59ZM109 119H110V118H109ZM131 119H132V118H131ZM167 119H168V118H167ZM179 119H182V117L179 118ZM183 119H184V118H183ZM12 120H13V119H12ZM20 120H22V119H20ZM44 120H45V119H44ZM127 120H128V119H127ZM129 120H130V119H129ZM168 120H171V119H168ZM176 120H177V119H176ZM176 120H175V121H176ZM198 120H199V119H198ZM25 121H26V120H25ZM27 121H28V120H27ZM37 121H38V120H37ZM175 121H173L172 123H174ZM182 121H183V120H182ZM185 121H186V119H185ZM190 121H191V120H190ZM190 121H188V122H190ZM192 121H193V120H192ZM194 121H195V120H194ZM202 121H203V120H202ZM15 122H16V121H15ZM111 122H112V121H111ZM115 122H116V121H115ZM126 122H127V121H126ZM141 122H142V121H141ZM178 122H179V123H178ZM180 122H181L180 120H178V121L176 122V123H178V126H177V127H179ZM188 122H187V123H188ZM8 123H9V122H8ZM8 123H7V124H8ZM45 123H46V122H45ZM47 123H48V121H47ZM52 123H53V122H52ZM63 123H65V122H63ZM119 123H120V122H119ZM130 123H131V122H130ZM130 123H129V124H130ZM172 123H171V121H170V123H169L168 126H170V124L173 125ZM176 123H174V124L177 125ZM182 123H183V122H182ZM192 123H193V122H192ZM196 123H197V121H196ZM196 123H195V124H196ZM198 123H199V122H198ZM1 124H2V123H1ZM23 124H24V123H23ZM29 124H30V123H29ZM57 124H58V123H57ZM67 124H68V123H67ZM70 124H71V123H70ZM70 124H69V125H70ZM77 124H78V123H77ZM105 124H106V123H105ZM112 124H113V123H112ZM140 124H141V123H140ZM183 124H184V123H183ZM190 124H191V123H190ZM190 124H189V125H190ZM33 125H34V124H33ZM43 125H44V124H43ZM78 125H79V124H78ZM91 125H92V124H91ZM114 125H115V124H114ZM120 125H121V124H120ZM141 125H142V124H141ZM189 125H188V126H189ZM46 126H47V125H46ZM71 126H72V124H71ZM92 126H93V125H92ZM128 126H129V125H128ZM130 126H131V125H130ZM163 126H164V125H163ZM166 126H167V124H166ZM166 126H164V127H166ZM180 126H181V125H180ZM182 126H183V125H182ZM16 127H17V126H16ZM18 127H19V126H18ZM48 127H49V125H48ZM69 127H70V126H69ZM81 127H82V126H81ZM88 127H89V126H88ZM125 127H126V126H125ZM154 127H155V126H154ZM172 127H174V126H172ZM177 127L175 126L176 130H178L179 128H181V127H179V128H177ZM6 128H8V127H6ZM9 128H10V127H9ZM31 128H32V127H31ZM72 128H73V127H72ZM72 128H71V129H72ZM135 128H136V127H135ZM141 128H142V127H141ZM144 128H145V127H144ZM170 128H171V126L168 128V130H169ZM184 128H188V127H184ZM194 128H195V127H194ZM194 128H193V129H194ZM196 128H197V127H196ZM24 129H25V127H24ZM26 129H27V128H26ZM61 129H62V128H61ZM83 129H84V128H83ZM102 129H103V128H102ZM127 129H128V128H127ZM146 129H147V128H146ZM149 129H150V128H149ZM172 129H173V128H171V130H172ZM181 129H183V128H181ZM181 129H180V132H182ZM193 129H192V130H193ZM12 130H13V129H12ZM31 130H32V129H31ZM50 130H51V129H50ZM50 130H49V131H50ZM73 130H75V129H73ZM73 130H72V131H73ZM80 130H81V129H80ZM89 130H90V127H89ZM95 130H96V129H95ZM135 130H136V129H135ZM151 130H152V129H151ZM165 130H166V132H167V127H166V129L163 128V131H165ZM174 130H175V129H173L172 131H168L167 133L171 132V135H172V134H173L172 132H173ZM176 130H175V131H176ZM192 130H191V131H192ZM198 130H199V129H198ZM0 131H1V130H0ZM3 131H4V130H3ZM13 131H14V130H13ZM57 131H58V130H57ZM57 131H56V132H57ZM69 131H70V130H69ZM185 131H186V130H185ZM4 132H5V131H4ZM56 132H55V133H56ZM70 132H71V131H70ZM74 132H76V131H74ZM79 132H80V131H79ZM104 132H105V131H104ZM138 132H139V131H138ZM152 132H153V131H152ZM166 132H164V133H166ZM192 132H193V131H192ZM2 133H3V132H2ZM20 133H21V132H20ZM50 133H51V132H50ZM59 133H60V132H59ZM72 133H73V132H72ZM72 133H71V134H72ZM118 133H119V132H118ZM185 133H187V131H186ZM195 133H196V130H195ZM9 134H10V133H9ZM63 134H64V133H63ZM74 134H75V133H74ZM182 134H184V133L182 132ZM187 134H188V133H187ZM190 134H193V135H194V133H191V132H190ZM197 134H198V132H197ZM0 135H4V134H1V132H0ZM6 135H7V134H6ZM17 135H18V134H17ZM83 135H84V134H83ZM98 135H99V134H98ZM149 135H150V134H149ZM165 135H166V134H165ZM167 135H169V134H167ZM193 135H191V136H193ZM15 136H16V135H15ZM19 136H21V135L19 134ZM78 136H79V135H78ZM86 136H87V134H86ZM144 136H145V135H144ZM152 136H153V135H152ZM195 136H196V134H195ZM0 137H1V136H0ZM2 137H3V136H2ZM4 137H5V136H4ZM28 137H29V136H28ZM75 137H76V135H74V139H76ZM106 137H107V136H106ZM146 137H147V136H146ZM169 137H171V136H169ZM182 137H183V136H182ZM187 137H188V136H187ZM35 138H36V137H35ZM66 138H67V137H66ZM68 138H69V136H68ZM77 138H78V137H77ZM92 138H93V136H92ZM167 138H168V136H167ZM188 138H189V137H188ZM0 139H1V138H0ZM16 139H17V138H16ZM21 139H22V138H21ZM89 139H90V138H89ZM111 139H112V138H111ZM118 139H119V138H118ZM169 139H170V138H169ZM175 139H176V138H175ZM180 139H181V138H180ZM180 139H179V140H180ZM193 139H194V141H197V140H195V137H193ZM11 140H12V139H11ZM11 140H10V141H11ZM30 140H31V139H30ZM61 140H62V139H61ZM63 140H64V139H63ZM99 140H102V139H99ZM148 140H149V139H148ZM184 140H185V141L181 140V141H183L184 144H185V143H188V141H187L185 138H184ZM190 140L193 141L192 138H190ZM199 140H200V138H199ZM0 141H1V140H0ZM64 141H65V140H64ZM67 141L69 142V140H67ZM126 141H127V140H126ZM130 141H131V140H130ZM170 141H171V140H170ZM181 141H180V142H181ZM186 141H187V142H186ZM3 142H4V141H3ZM6 142H7V141H6ZM17 142H18V141H17ZM60 142H62V141H60ZM85 142H86V141H85ZM89 142H90V141H89ZM150 142H151V141H150ZM175 142H176V141H175ZM178 142H179V141H178ZM189 142H190V141H189ZM1 143H2V142H1ZM58 143H59V142H58ZM86 143H87V142H86ZM86 143H85V144H86ZM92 143H93V142H92ZM124 143H125V142H124ZM124 143H123V144H124ZM147 143H148V142H147ZM173 143H174V142H173ZM192 143H193V142H192ZM197 143H198V142H197ZM36 144H37V142H36ZM53 144H54V143H53ZM65 144H66V143H65ZM65 144H63V145H65ZM85 144H84V145H85ZM100 144H101V143H100ZM117 144H118V143H117ZM125 144H126V143H125ZM167 144H168V143H167ZM174 144H175V143H174ZM174 144H172V141H171V144H170V145H174ZM180 144H182V142H181V143H178V146H179ZM189 144L191 145V143H188V145H189ZM194 144H195V143H194ZM1 145H2V144H1ZM5 145H6V144H5ZM5 145H4V146H5ZM20 145H21V144H20ZM23 145H24V144H23ZM42 145H43V144H42ZM45 145H46V144H45ZM60 145H61V144H60ZM111 145H112V144H111ZM115 145H116V144H115ZM147 145H149V144H147ZM168 145H169V144H168ZM168 145H165V148H166V146H167L166 149H167L168 151H170V150L168 149V147H169L170 145H169V146H168ZM175 145H177V142H176ZM175 145L173 146V149H175V148H174ZM182 145H183V144H182ZM182 145H180V146H182ZM185 145H186V144H185ZM185 145H183L182 147H185ZM188 145H187V147H188ZM199 145H200V143H199ZM46 146H48V145H46ZM53 146H54V145H53ZM102 146H103V145H102ZM125 146H126V145H125ZM138 146H139V145H138ZM150 146H151V145H150ZM192 146H194V145L192 144ZM48 147H49V146H48ZM119 147H120V146H119ZM132 147H133V146H132ZM139 147H140V146H139ZM195 147H196V146H195ZM197 147H198V146H197ZM98 148H100V147L98 146L97 149H98ZM108 148H109V147H108ZM121 148H122V147H121ZM133 148H134V147H133ZM148 148H149V147H148ZM170 148H171V147H170ZM179 148H180V147H179ZM31 149H32V148H31ZM64 149H65V148H64ZM68 149H69V147H68ZM68 149H67V150H68ZM74 149H75V148H74ZM74 149H73V150H74ZM83 149H84V148H83ZM123 149H125V148H122V150H123ZM173 149L170 151V155H171V154H172V155H173V154H174V155H175V154H178L177 152H176V153H173V152H174ZM176 149H178V148H176ZM181 149H182V148H181ZM187 149H188V148H187ZM38 150H39V149H38ZM65 150H66V149H65ZM84 150H85V149H84ZM115 150H116V149H114L113 151H115ZM122 150H121V151H122ZM191 150H192V148H191ZM191 150H189L188 152H190ZM193 150H194V149H193ZM74 151H75V150H74ZM100 151H103V150H100ZM124 151H125V150H124ZM124 151H123V152H124ZM137 151H138V149H137ZM168 151H167V152H168ZM172 151H173V152H172ZM176 151H177V150H176ZM182 151H183V150H182ZM186 151H187V150L185 149L184 152H186ZM200 151H201V150H200ZM55 152H56V151H55ZM59 152H61V151H59ZM98 152H99V151H98ZM106 152H107V151H106ZM134 152H135V151H134ZM134 152L132 151L131 154L134 153ZM171 152H172V153H171ZM193 152H194V151H193ZM3 153H4V151H3ZM51 153H52V152H51ZM92 153H93V154H96V153H94V152H92ZM107 153H110V152H107ZM111 153H113V152H111ZM138 153H139V152H138ZM179 153H181L180 149H179ZM186 153H187V152H186ZM194 153L196 154V152H194ZM8 154H9V153H8ZM33 154H34V153H33ZM52 154H53V153H52ZM52 154H51V155H52ZM68 154H69V153H68ZM103 154H104V153H103ZM129 154H130V152H129ZM129 154H128V155H129ZM131 154H130V155H131ZM182 154H185V153L178 154L177 156H180V155H181V156H183V158H184V156H185V158H186L187 155H189V154H191V153H188V154H185V155H182ZM192 154H193V153H192ZM204 154H205V153H204ZM63 155H66V154H64V152H63ZM113 155H114V154H113ZM118 155H119V154H118ZM125 155H126V154H125ZM141 155H142V154H141ZM145 155H146V154H145ZM168 155H169V154L167 153V156H168ZM170 155H169V156H170ZM172 155H171V156H172ZM56 156H57V155H56ZM73 156H75V155H73ZM80 156H81V154H80ZM97 156H98V155H97ZM104 156H105V154H104ZM110 156L112 157V155H110ZM115 156H117V155H115ZM169 156H168V157H169ZM175 156H176V155H175ZM177 156H176L175 158H177ZM5 157H6V156H5ZM24 157H25V156H24ZM57 157H58V156H57ZM77 157H79V156H77ZM84 157H85V156H84ZM125 157H126V156H125ZM125 157H124V158H125ZM127 157H128V156H127ZM129 157H130V156H129ZM152 157H153V156H152ZM188 157H190V155H189ZM30 158H31V157H30ZM32 158H33V157H32ZM60 158H61V155H60ZM62 158H63V156H62ZM71 158H72V157H71ZM87 158H88V157H87ZM122 158H123V157H122ZM156 158H157V157H156ZM172 158H173V156H172ZM178 158H179V157H178ZM185 158H184V159H185ZM69 159H70V158H69ZM77 159H78V158H77ZM77 159H76V160H77ZM99 159H100V158H99ZM107 159H108V160H107ZM107 159H106V160L108 161V162H106L107 165H108V163H110L109 165H112V167H113V164H111L112 161L109 160V157H108ZM133 159H134V158H133ZM184 159H183V160H184ZM186 159H187V158H186ZM53 160H54V159H53ZM100 160H101V159H100ZM111 160H113V159H111ZM115 160L117 161L116 158H115ZM124 160H126V159H124ZM128 160H129V159H128ZM131 160H132V158H131ZM179 160H180V159H179ZM181 160H182V159H181ZM196 160H197V159H196ZM202 160H203V159H202ZM8 161H9V160H8ZM14 161H15V160H14ZM49 161H50V160H49ZM70 161H71V160H70ZM79 161H80V160H79ZM152 161H153V160H152ZM170 161H171V160H170ZM170 161H168V164H169ZM187 161H188V160H187ZM197 161H198V160H197ZM0 162H1V161H0ZM9 162H10V161H9ZM47 162H48V161H47ZM95 162H96V161H95ZM101 162H102V161H101ZM124 162H125V161H124ZM165 162L167 163V160H166ZM175 162H176V161H175ZM178 162H179V161H178ZM181 162H183V161H181ZM181 162H179V163H181ZM10 163H11V162H10ZM41 163H42V162H41ZM52 163H53V162H52ZM63 163H64V162H63ZM70 163H71V162H70ZM72 163H73V160H72ZM98 163H99V162H98ZM98 163H97V164H98ZM136 163H137V162H136ZM149 163H150V162H149ZM157 163H158V161H157ZM166 163H165V164H166ZM183 163H184V162H183ZM183 163H181V164H183ZM185 163H186V162H185ZM189 163H190V162H189ZM191 163H192V162H191ZM27 164H28V163H27ZM49 164H50V162H49ZM53 164H54V163H53ZM93 164H94V163H93ZM102 164H103V163H102ZM118 164H119V163H118ZM122 164H123L124 166H126V165H125L126 163H123V161H122ZM128 164H129V163H128ZM134 164H135V163H134ZM143 164H144V163H143ZM150 164L153 165L152 162H151ZM168 164H166V165L168 166ZM170 164H171V165H170ZM170 164H169V165H170V167H171V166H172V163L170 162ZM196 164H197V163H196ZM199 164H201V163H199ZM5 165H6V164H5ZM30 165H32V164H30ZM68 165H69V164H68ZM109 165H108V168L111 167V166L109 167ZM115 165L117 166V164H115ZM173 165H174V164H173ZM176 165H177V162H176ZM184 165H185V164H184ZM50 166H51V165H50ZM63 166H64V165H63ZM63 166H62V167H63ZM94 166H95V165H94ZM120 166H121V165H120ZM124 166H123V167H124ZM135 166H136V165H135ZM164 166H165V165H164ZM164 166H163V167H164ZM178 166H179V164H178ZM180 166H181V165H180ZM188 166H189V165H188ZM195 166H196V165H195ZM34 167H35V166H34ZM38 167H39V166H38ZM54 167H55V166H54ZM117 167H119V166H117ZM123 167L121 166V167H119V168H122V169H123ZM139 167H140V166H139ZM153 167H154V166H153ZM165 167H166V166H165ZM170 167H169V169H170ZM174 167H175V166H174ZM174 167L172 166L173 169H174ZM199 167H201V166H199ZM199 167H198V168H199ZM8 168H9V167H8ZM20 168H21V167H20ZM28 168H29V167H28ZM30 168H31V167H30ZM85 168H86V167H85ZM99 168H100V167H99ZM106 168H107V167H106ZM106 168H105V169H106ZM128 168H129V167H128ZM137 168H138V167H137ZM178 168H179V167H178ZM180 168H181V167H180ZM184 168L186 169L187 166L184 167ZM193 168H195V167H193ZM5 169H6V168H5ZM34 169H35V168H34ZM76 169H77V168H76ZM78 169H79V168H78ZM101 169H102V168H101ZM112 169H113V168H112ZM116 169L118 170V168H116ZM130 169H133V168H130ZM149 169H150V168H149ZM182 169H183V166H182ZM182 169H181L182 172L180 171L181 173H183V170H182ZM185 169H184V173L186 172ZM24 170H25V169H24ZM32 170H33V169H32ZM55 170H56V169H55ZM94 170H95V169H94ZM107 170H108V169H106V171H107ZM110 170H111V168H110ZM123 170H124V169H123ZM125 170H126V169H125ZM142 170H143V169H142ZM165 170H167V169L165 168V169L163 170L164 173H165ZM188 170H189V168H188ZM188 170H187V171H188ZM198 170H199V169H198ZM2 171H3V170H2ZM21 171H23V170H21ZM36 171H37V170H36ZM86 171H87V169H86ZM112 171H113V170H111V172H112ZM114 171H115V170H114ZM147 171H148V170H146V172H147ZM171 171H172V170L170 169V172H171ZM175 171H176V169H175ZM25 172H26V171H25ZM27 172H28V171H27ZM33 172H34V171H33ZM33 172H32V173H33ZM61 172H62V171H61ZM88 172H90V171H88ZM109 172H110V171H109ZM121 172H122V170L119 169L117 173H116V172H113V173H115V174H114L115 176H114L112 173H108V172H105L106 174L104 173V175H106V176H105L106 178H107L108 176H110L111 180L113 181L115 178H116V179L120 178V173H121ZM168 172H169V171H168ZM30 173H31V172H30ZM123 173H125V171H124ZM149 173H151V172H149ZM149 173H148V174H149ZM166 173H167V171H166ZM166 173H165V174H166ZM177 173H178V171H177ZM181 173H179V175H180ZM184 173H183V174H184ZM199 173H200V172H199ZM34 174H35V173H34ZM58 174H59V173H58ZM81 174H82V173H81ZM111 174H112V175H111ZM121 174H122V173H121ZM130 174H131V173H130ZM136 174H137V173H136ZM151 174H152V173H151ZM168 174H170V173H168ZM174 174H175V173H174ZM188 174H189V171H188ZM192 174H193V173H190V175H191L190 178L192 177ZM205 174H206V173H205ZM17 175H18V174H17ZM41 175H43V174H41ZM50 175H51V174H50ZM50 175H49V176H50ZM61 175H62V174H61ZM63 175H64V174H63ZM77 175H78V174H77ZM83 175H84V174H83ZM100 175H101V174H100ZM107 175H108V176H107ZM152 175H153V174H152ZM162 175H164V174L162 173ZM166 175H167V174H166ZM166 175H165V176H166ZM171 175H172V174H171ZM171 175H170V176H171ZM175 175H176V174H175ZM175 175H173V176H175ZM177 175H178V174H177ZM181 175H182V174H181ZM194 175H195V174H194ZM194 175H193V176H194ZM199 175H200V174H199ZM10 176H11V175H10ZM37 176H38V175H37ZM53 176H54V175H53ZM89 176H90V175H89ZM136 176H137V175H136ZM138 176H139V175H138ZM167 176H168V175H167ZM185 176H186V173H185ZM185 176H184V177H185ZM200 176H201V175H200ZM121 177H122V176H121ZM129 177H130V176H129ZM143 177H144V176H143ZM146 177H147V176H146ZM146 177H145V178H146ZM179 177L181 178V176H178L177 178H179ZM182 177H183V176H182ZM196 177H197V175H196ZM2 178H4V177H2ZM17 178H18V177H17ZM80 178H81V177H80ZM90 178H91V176H90ZM90 178H89V179H90ZM101 178H103V177H100L99 179H98V178H97V179H98L99 181H100V180L102 181ZM106 178H105V179H106ZM108 178H109V177H108ZM126 178H127V177H126ZM147 178H148V177H147ZM165 178H166V177H165ZM165 178L163 177L164 180H165ZM171 178H173V177H171ZM174 178H175V179H173V182H174V180H175L176 182L179 181L176 177H174ZM192 178H193V177H192ZM192 178H191V179H192ZM105 179L103 178L104 182H101V181H100V182L102 183V184H101L102 186L105 185V184L103 185V183H106V187H105V186L102 187V188L100 187V191H97V190L95 191V190H93V187H92V186L98 182L96 179H95V180H92V182H93V181H94V182H93V185L91 184V186H89L90 183H88V184H86L87 182L85 183L86 186L88 185V188L85 187V186H81L80 183H79V184L77 183V184H78L77 188H76V187H74V188H76L79 192H83V193L85 192V190H88V191H87L88 193L85 192V193H87V194H89V192H90V188H91L92 193L90 192V194H94V195H96V196H97V199H98L99 196L104 195V193H106V191H108L107 189H111V188H112V187H111L112 184H111V185H108L107 182H106V180H110V179H106V180H105ZM120 179H121V178H120ZM120 179H119V180H120ZM152 179H153V178H152ZM176 179H177V180H176ZM191 179H190V180H191ZM193 179H194V178H193ZM17 180H18V179H17ZM22 180H23V179H22ZM69 180H70V179H69ZM86 180H87V179H86ZM131 180H132V179H131ZM164 180H163V181H164ZM166 180L168 181L169 179H166ZM171 180H172V179H171ZM181 180H182V179H181ZM184 180H186V179H184ZM190 180H189V181H190ZM201 180H202V179H201ZM5 181H6V180H5ZM12 181H13V180H12ZM112 181H111V183H112ZM121 181H122V179H121ZM127 181H128V180H127ZM152 181H153V180H152ZM182 181H183V180H182ZM186 181H187V180H186ZM189 181H188V183H189ZM193 181H194V180H193ZM199 181H200V180H199ZM199 181H198V182H199ZM0 182L2 183V181H0ZM17 182H18V181H17ZM30 182H31V181H30ZM79 182H81V181H79ZM89 182H90V180H89ZM124 182H125V180H124ZM124 182H123V183H124ZM200 182H201V181H200ZM1 183H0V184H1ZM4 183H5V182H4ZM22 183H23V182H22ZM75 183H76V182H75ZM82 183H83V182H82ZM109 183H110V182H109ZM131 183H132V182H131ZM147 183H149V182H147ZM147 183H146V184H147ZM178 183H179V185L181 184L180 181H179ZM178 183H175V184H178ZM184 183H185V181H184ZM169 184H171V182H170ZM198 184H199V183H198ZM22 185H23V184H22ZM119 185H120V184H119ZM121 185H122V186H121V190H122L123 188H126V187H127V186L125 187V185H123V184H121ZM150 185H151V184H150ZM164 185H165V183H164ZM166 185H167V182H166ZM173 185H174V184H173ZM184 185H185V184H184ZM196 185H197V183H196ZM1 186H2V185H1ZM66 186H67V185H66ZM96 186H97V185H96ZM108 186H110V188H109ZM123 186H124V187H123ZM137 186H138V185H137ZM152 186H153V184H152ZM169 186H171V185H169ZM175 186H176V185H175ZM185 186H186V185H185ZM185 186H184V187H185ZM197 186H198V185H197ZM200 186H201V184H200ZM202 186H203V185H202ZM72 187H73V186H72ZM122 187H123V188H122ZM172 187H173V186H172ZM181 187H183V186L181 185ZM189 187H191V186L189 185V186L186 187V188L189 189ZM31 188H32V187H31ZM127 188H129V187H127ZM133 188H134V187H133ZM164 188H165V187H164ZM174 188H175V187H174ZM174 188H173V189H170V188H169L170 192H172V190L174 191V190H175ZM179 188H180V187H179ZM186 188H185V190H188V189H186ZM192 188H193V185H192L191 189H192ZM0 189H2V188H0ZM21 189H23V188H21ZM63 189H64V188H63ZM95 189H96V187H95ZM130 189H131V188H130ZM165 189H166V188H165ZM191 189H190V190H191ZM204 189H205V188H204ZM2 190H3V189H2ZM12 190H14V189H12ZM71 190H72V189H71ZM77 190H76L77 193L75 192V194H78V193H79ZM113 190H114V189H113ZM125 190H127V189H125ZM132 190H133V189H132ZM135 190H136V189H135ZM178 190H179V189H178ZM178 190L176 189V191H178ZM180 190H181V189H180ZM180 190H179V193H178V192H175V191L173 192V193H175V194H173V195H174L173 198L176 196V193H177V196H176V197H178V194H181V195H179V196H182V193L185 192V191H184V190H181L182 193H180ZM197 190H198V189H197ZM16 191H17V190H16ZM18 191H19V190H18ZM110 191H111V190H110ZM115 191H117V190H115ZM129 191H130V190H129ZM129 191H127V192H128L127 194H129ZM166 191H167V189H166ZM1 192H2V191H1ZM12 192H13V191H12ZM112 192H113V191H112ZM117 192H119V191H117ZM120 192H121V191H120ZM123 192H124V191H123ZM133 192H134V191H133ZM186 192H188V191H186ZM186 192H185V195L187 194ZM194 192H195V191H194ZM14 193H15V192H14ZM52 193H53V192H52ZM66 193H67V192H66ZM83 193H82V194L80 193V194L83 196ZM109 193H110V192H109ZM113 193H114V192H113ZM124 193H125V192H124ZM134 193H135V192H134ZM188 193H190V192H188ZM195 193H196V192H195ZM68 194H69V193H68ZM127 194H126V195H127ZM164 194H165V192H164ZM167 194L170 195L168 191H167ZM193 194H194V193H193ZM209 194H210V193H209ZM6 195H7V194H6ZM13 195H14V194H13ZM29 195H30V193H29ZM33 195H34V194H33ZM84 195H85V194H84ZM109 195H110V194H109ZM111 195H113V194H111ZM114 195H115V193H114ZM124 195H125V194H124ZM126 195H125V196H126ZM156 195H157V194H156ZM160 195H161V194H160ZM197 195H198V194H197ZM202 195H203V194H202ZM25 196H26V195H25ZM63 196H65V195H63ZM76 196H77V195H76ZM78 196H80V195H78ZM78 196H77V197H78ZM106 196H107V195H105V197H106ZM121 196H123V195H121ZM131 196H132V195H131ZM134 196H135V195H134ZM164 196H165V195H164ZM170 196L172 197V195H170ZM183 196H184V194H183ZM2 197H3V196H2ZM16 197H17V196H16ZM58 197H59V196H58ZM84 197H88V196L85 195ZM89 197H90V196H89ZM108 197H109V196H108ZM108 197H106V198H108ZM112 197H113V196H112ZM165 197H167V195H166ZM171 197H170V198H171ZM176 197H175V198H176ZM193 197H194V196H193ZM195 197H196V196H195ZM12 198H13V196H12ZM100 198H101V197H100ZM109 198H110V197H109ZM114 198H115V197H114ZM124 198H125V197H124ZM130 198H131V197H130ZM130 198H129V199H130ZM161 198H162V197H161ZM170 198H168V199L170 200ZM173 198H172V199H173ZM175 198H174V199H175ZM184 198H186V199H181V200H184V202H185V200H187L188 198L185 197V196H184ZM208 198H209V197H208ZM210 198H211V197H210ZM212 198H213V197H212ZM9 199L11 200V198H9ZM65 199H66V198H65ZM73 199H74V198H73ZM75 199H78V198H75ZM103 199H104V197H103ZM122 199H123V198H122ZM131 199H132V198H131ZM164 199H166V198H164ZM164 199H162V200H164ZM174 199H173V200H174ZM93 200H94V199H93ZM116 200H117V198H116ZM125 200H128V196H127L126 199H124V203H126ZM133 200H134V199H133ZM148 200H149V199H148ZM173 200H172V201H173ZM181 200H179V199L177 198L176 201H175V203L178 202V201H181ZM203 200H204V199H203ZM207 200H208V199H207ZM7 201H8V200H7ZM23 201H24V200H23ZM37 201H38V200H36L35 202L37 203ZM72 201H73V200H72ZM84 201H85V200L82 201V204H83ZM105 201H107V199H105ZM109 201H110V200H109ZM120 201H121V200H120ZM122 201H123V200H122ZM165 201H167V200H165ZM172 201H171V202H172ZM4 202H5V201H4ZM4 202H3V203H4ZM13 202H14V201H13ZM24 202H26V201H24ZM69 202H71V201H70V198H69ZM73 202H74V201H73ZM78 202H79V201H78ZM92 202H93V201H92ZM96 202H97V200H96ZM112 202L114 203V201H111V203H112ZM116 202H117V204L119 203V201H116ZM131 202H132V201H131ZM153 202H154V201H153ZM181 202H182V201H181ZM187 202H188V200H187ZM0 203H2V202H0ZM5 203H6V202H5ZM10 203H12V202H10ZM97 203H98V202H97ZM100 203H101V202H100ZM105 203H106V202H105ZM107 203H108V202H107ZM122 203H123V202H122ZM137 203H138V201H137ZM157 203H158V202H157ZM168 203H169V201H168ZM168 203H167V204H168ZM188 203H190V202H188ZM191 203H194V202L192 201ZM196 203H197V202H196ZM206 203H207V202H206ZM12 204H13V203H12ZM14 204H16V203H14ZM25 204H26V203H24V205H25ZM33 204H34V203H33ZM77 204H78V203H77ZM140 204H141V203H140ZM185 204H186V203H184V205H185ZM26 205H27V204H26ZM51 205H52V204H51ZM65 205H66V204H65ZM79 205H80V204H79ZM79 205H78V206H79ZM83 205H84V204H83ZM83 205H81V207L79 206V207H80V211H78L79 208L76 210V211H78L79 213L82 212L83 216H84V213H83V212L86 211L85 214H86V216H87V215L89 214V213L87 214L88 210H89V212H91L90 209L93 211L92 213H90V215H91V214L94 215V214H95L94 212L97 213V211H101V209H98V210H95V211H94V210L92 209V207H91V208H88V207H90V206H88L89 204H87V201H86V203H85V206H86V205L88 206V207H87V210H84V209H86V207L84 206V207H85V208H84ZM97 205H98V204H97ZM103 205H104V204H103ZM106 205H107V204H106ZM120 205H122V204H120ZM125 205H126V204H125ZM129 205H130V204H129ZM148 205H149V203H148ZM164 205H165V204H164ZM168 205H169V204H168ZM168 205H167V209L169 208L168 210H170V208H171L173 205L170 204L171 207L168 206ZM176 205H177L176 208H178V205H180V204L178 203V204H176ZM176 205H174V206H176ZM182 205H183V204H181V207H182ZM199 205H200V204H199ZM208 205H209V204H208ZM28 206H29V205H28ZM91 206H92V205H91ZM112 206L114 207V204H113ZM130 206H131V205H130ZM154 206H155V204H154ZM156 206H157V205H156ZM189 206H191V205H189ZM5 207H6V206H5ZM5 207H3V208H5ZM7 207H8V206H7ZM34 207H35V206H33V208H34ZM57 207H58V206H57ZM95 207H96V205H95ZM102 207H104V206H102ZM102 207H101V208H102ZM109 207H111V206L109 205ZM115 207H116V206H115ZM122 207H123V206H122ZM125 207H126V206H125ZM132 207H133V206H132ZM10 208H11V207H10ZM27 208H28V207H27ZM93 208H94V207H93ZM107 208H108V207H107ZM174 208H175V207H174ZM185 208H186V207H185ZM187 208H188V204H187ZM190 208H191V207H190ZM190 208H189V209H190ZM71 209H72V208H71ZM71 209H70V210H71ZM103 209H104V208H103ZM126 209H127V207H126ZM167 209H166V210H167ZM183 209H184V208H183ZM195 209H197V208H195ZM10 210H11V209H10ZM25 210H26V209H24V211H23V210H21V211L24 212V213H25V212L27 213L28 211H25ZM66 210H67V209H66ZM113 210H114V208H113ZM113 210L111 211L110 214L108 213L109 215H111L110 217H112V218H113V213H114ZM117 210H118V209H117ZM153 210H154V209H153ZM164 210H165V207H164ZM175 210H177V209H175ZM179 210H180V209H179ZM179 210H178V211H179ZM18 211H19V210H18ZM34 211H35V210H34ZM52 211H53V210H52ZM103 211H104V210H103ZM115 211H116V210H115ZM118 211H121V207H120V210H118ZM124 211H125V210H124ZM173 211H174V209H173ZM186 211H187V210H186ZM186 211H185V212H186ZM188 211H189V210H188ZM9 212H10V211H9ZM9 212H8V213H9ZM11 212H12V211H11ZM22 212H21V214H22ZM72 212H75V211H72ZM138 212H140V211H138ZM165 212H166V211H165ZM175 212H177V211H175ZM180 212H181V210L179 211V214H180ZM183 212H184V211H183ZM198 212H199V211H198ZM198 212H197V213H198ZM206 212H207V211H206ZM1 213H2V212H1ZM8 213H7V214H8ZM45 213H46V212H45ZM50 213H51V212H50ZM54 213H55V212H54ZM125 213H127V212H125ZM128 213H129V212H128ZM130 213H131V212H130ZM171 213H172V212H171ZM171 213L169 212V216H170V217H172L174 214H175L174 216H177L176 213H174V214L172 213L173 215H170ZM202 213H203V212H202ZM202 213H201V214H202ZM43 214H44V213H43ZM101 214H104V213H101ZM116 214H117V213H116ZM120 214H121V213H120ZM122 214L124 215V213H122ZM181 214H182V212H181ZM181 214H180V215H181ZM186 214H187V213H186ZM186 214L183 213V215H185V216L188 217L189 215H188V214L186 215ZM191 214H192V213H191ZM17 215H18V214H17ZM23 215H24V214H23ZM33 215H34V214H33ZM75 215H76V214H74V216H75ZM127 215H129V214H127ZM146 215H147V214H146ZM153 215H154V214H153ZM193 215H194V214H193ZM199 215H200V214H199ZM202 215H203V214H202ZM35 216H36V215H35ZM83 216H82V217H83ZM98 216H99V215H98ZM149 216H150V215H149ZM167 216H168V215H166V213H165V217H164V218H167ZM174 216H173V217H174ZM185 216H184V218H186ZM190 216H191V215H190ZM27 217H28V216H27ZM39 217H40V216H39ZM67 217H68V216H67ZM71 217H72V216H71ZM78 217H80V214L78 215ZM110 217H109V218H110ZM117 217H118V215H117ZM117 217H116V218H117ZM124 217L126 218V215H124ZM129 217H130V216H129ZM178 217H179V215H178ZM178 217H176V219H177ZM181 217H183V216H181ZM192 217H193V216H192ZM18 218H19V216H18ZM22 218H23V216H22ZM29 218H30V217H29ZM40 218H41V217H40ZM75 218H76V217H75ZM83 218H86V217H83ZM90 218H91V216H90ZM101 218H102V215H101ZM107 218H108V217H107ZM114 218H115V215H114ZM125 218H124V219H125ZM146 218H147V217H146ZM200 218H202V217H200ZM4 219H6V218H4ZM47 219H48V218H47ZM70 219H71V218H70ZM93 219H94V218H93ZM121 219H122V218H121ZM121 219H120V220H121ZM157 219H158V218H157ZM176 219H175V221H176ZM187 219H189V217H188ZM196 219H198V218L196 217ZM52 220H53V218H52ZM126 220H127V219H126ZM144 220H145V219H144ZM169 220H171V219L168 218L167 221H169ZM192 220H193V221H192L191 224H194V229H195V227H196L195 225H196V223H198V222H197V220H196V223H194V219H192ZM199 220H201V219H199ZM13 221H14V220H13ZM22 221H23V220H22ZM77 221H78V220H77ZM80 221H81V220H80ZM86 221H87V220H86ZM89 221H90V220H89ZM95 221H96V220H95ZM104 221H105V220H104ZM121 221H122V223H124L123 220H121ZM165 221H166V220H165ZM165 221H164V222H165ZM175 221H173V222L171 223V225H172ZM187 221H188V220H187ZM189 221H191V219H190ZM9 222H10V221H9ZM50 222H51V221H50ZM116 222H117V221H116ZM116 222H115V223H116ZM170 222H171V221H170ZM170 222H169V223H170ZM177 222H179V219H178V221H176L175 223H177ZM182 222L185 223L186 221L183 220ZM2 223H3V222H2ZM69 223H70V222H69ZM84 223H85V222H84ZM101 223H102V221H101ZM167 223H168V222H166L165 225H166ZM186 223H188V222H186ZM186 223H185V224H186ZM14 224H15V222H14ZM17 224H18V223H17ZM29 224H30V223H29ZM29 224H28V225H29ZM53 224H54V223H53ZM66 224H67V223H66ZM118 224H119V221H118ZM132 224H133V223H132ZM154 224H155V223H154ZM154 224H153V225H154ZM179 224H180V222H179ZM182 224H183V223H182ZM191 224L189 223V225H191ZM12 225H13V224H12ZM43 225H44V224H43ZM69 225H71V224H69ZM165 225H164V226H165ZM171 225H169L167 228H168V229H170L169 227L172 228ZM177 225H178V224H177ZM177 225H173V228H174V232H173V233H175V231H176L175 229H177V227H178ZM113 226H114V225H113ZM121 226H124V227H125V224H124V225L121 224ZM131 226H132V225H131ZM146 226H147V225H146ZM164 226H163V227H164ZM174 226H175V227H174ZM176 226H177V227H176ZM179 226L182 228L181 225H179ZM183 226H184V224H183ZM192 226H193V225H192ZM205 226H206V225H205ZM65 227H66V226H65ZM68 227H69V226H68ZM118 227H119V225H118ZM149 227H150V226H149ZM184 227H186V226H184ZM1 228H4V227H1ZM16 228H17V227H16ZM41 228H42V227H41ZM51 228H52V226H51ZM73 228H74V227H73ZM76 228H77V227H76ZM76 228H75V229H76ZM112 228H114V227H111V225L107 224V222L105 221V224H103V225H100V224L97 225V226H95V225H92V226H89V225H88V226H87V225H86V226H80V227L77 228L76 230L74 229L75 231H73V233L75 232V237H74V238L72 237L73 239L69 241L68 248L65 246V247L67 248V249H66V252H73L72 254H75L74 252H76V253H78V254L81 253V255H80L81 257H80V258H77V257H76L77 259L74 260V257H75V256H73V258L70 260L71 262L68 261L69 263H66V261H65V264H91V263H92V262H91L92 259L90 258V259H91V260H90V259L87 258V256L85 257V254H86L85 252H86V249H88V248H87V246H83L82 243H83L84 241H83L82 243H81V241L83 240V238L89 236L90 234H92V233H94V232H97V231H98V233H100L99 231H102V232H103V231H105V232L107 231V232H108V231H111ZM125 228H126V227H125ZM129 228H130V227H129ZM153 228H154V227H153ZM181 228H180V229L178 228V230H179L178 233H180V234H181V232H180ZM200 228H201V227H200ZM207 228H208V227H207ZM210 228H211V227H210ZM6 229H7V228H6ZM18 229H19V228H18ZM67 229H68V228H67ZM123 229H124V228H123ZM123 229H122V230H123ZM146 229H148V228H145V231L147 232L148 230H146ZM164 229H165V228H164ZM182 229H183V228H182ZM186 229H187V228H185L184 231H185ZM188 229H190V228L188 227ZM194 229H193V232L195 231ZM196 229H199V227L196 228ZM203 229H204V227H203ZM21 230H22V229H21ZM70 230H72V229H68V231H70ZM112 230H113V229H112ZM118 230H119L118 233H119V235L121 236V234H120L121 231H120V229H118ZM150 230H151V229H150ZM170 230H171V229H170ZM178 230H177V231H178ZM206 230H207V229H206ZM213 230H214V229H213ZM213 230H212V231H213ZM16 231H17V230H16ZM18 231H19V230H18ZM63 231H64V230H63ZM68 231L66 230V231H65V232H66L65 234H67ZM114 231L117 232V230H114ZM114 231H113V232H114ZM123 231H124V230H123ZM127 231H129V229H126V230H125V232H127ZM139 231H140V230H139ZM142 231H143V230H142ZM164 231H165V230H164ZM166 231H167V230H166ZM166 231H165V232H166ZM191 231H192V230H191ZM198 231H199V230H198ZM198 231L196 230L197 234H198V233H201L200 231H199V232H198ZM201 231H203V230H201ZM210 231H211V230H210ZM220 231H221V230H220ZM220 231H219V232H220ZM12 232H13V231H12ZM129 232H130V231H129ZM129 232H128V233H129ZM165 232H164V233H165ZM182 232H183V231H182ZM188 232H189V231H186V233H188ZM193 232H192V233H193ZM205 232H206V231H205ZM213 232L216 233V231H213ZM213 232H212V233H213ZM217 232H218V231H217ZM219 232L216 233V234L219 235ZM1 233H2V232H1ZM15 233H16V232H15ZM98 233H97V234H98ZM111 233H112V232H111ZM166 233H167V232H166ZM166 233H165L164 237H165L166 235L168 236V233H169V232H168L167 234H166ZM171 233H172V230L170 231V235H171ZM173 233H172V234H173ZM178 233H177V234H174L173 237H171V236H172V235H171V236H170L171 238L168 237V238H169V239H168V242L166 241L167 244L164 245V246H165V247H171V246H167L168 244H170V245H172V246H174V247H172V248H168V250H164V258L167 259V260H169V259L174 258V257H181V259H183L184 261L181 260V259H179L180 261H179L178 263L180 264L181 261H182L181 264H185V261L191 256V254H193V252H194L193 249H195L196 247H195V244H194V247H195V248H193V249L191 250L190 248H192V247L190 246V244H191V242H190V244H189V249H186V250H184V251L180 250V249H181L180 246L183 247V245H182L183 243H182V244H181V243L178 244V245H180V246H178V247L180 248L179 250L176 249V248H175V245L177 244V242H179L180 240H182L181 242H183L184 240H186V239H184V240L181 239V236H182V234H183L184 232L181 234V236H180ZM186 233H184L183 235L185 236ZM189 233H190V232H189ZM207 233H208V235L211 234V233L209 234V231L206 232V235H207ZM215 233H213V235H211L210 237L212 238V236H214ZM220 233H222V232H220ZM37 234H38V233H37ZM43 234H44V233H43ZM65 234H64V235H65ZM138 234H140V233H138ZM138 234H137V235H138ZM202 234H204V233L202 232ZM6 235H7V234H6ZM64 235H62V236H64ZM98 235H99V234H98ZM122 235H123V232H122ZM124 235L127 236V234H124ZM159 235H160V234H159ZM190 235H191V234H190ZM199 235H200V234H199ZM208 235H207V237H208ZM218 235H217V236H218ZM15 236L18 237L16 234H15ZM70 236H71V235H70ZM91 236H94V235L92 234ZM100 236H101V235H100ZM103 236H104V235H103ZM106 236H107V235H106ZM114 236H115V235H114ZM114 236H113V237H114ZM144 236H145V235H144ZM167 236H166V237H167ZM184 236H183V238H185ZM192 236H193V234H192ZM192 236H189V235H188L186 238H188V237H189V238H190V237L192 238ZM194 236H195V239L198 237L197 235H194ZM204 236H205V235H204ZM204 236L202 235V238H201V239L204 240V238H203ZM217 236H215V238H219V239H218L219 242L222 241V237H223V236H222V237H221L220 235H219L220 237H217ZM7 237H9V236H6V237H4V238H7ZM19 237H20V236H19ZM26 237H27V236H26ZM60 237H61V235H60ZM64 237H65V236H64ZM101 237H102V236H101ZM109 237H110V236H109ZM113 237H112V238H113ZM118 237H119V236H118ZM132 237H133V236H132ZM137 237H138V236H137ZM140 237H141V235H140ZM150 237H151V235H150ZM0 238H1V235H0ZM9 238L12 239L11 237H9ZM9 238H8V239H9ZM33 238H34V237H33ZM62 238H63V237H62ZM90 238H91V237H90ZM95 238H97V237L95 236ZM95 238H94V240H93V245H92V244H91V245L94 247V249H95V246H96V255L100 254V253L103 252V251L105 252V251H107L108 249H110V246H111V244H112V243H111L112 241H111V242H107V240H106V243H104V242H103V241H104L103 239L106 238V237H104V238L102 239V240H103L102 243H104V244H102V245L99 244V245H100V246H99L98 244H95V243H94ZM121 238H122V237H121ZM133 238H134V237H133ZM135 238H136V236H135ZM146 238H147V236H146ZM148 238H149V237H148ZM198 238H199V237H198ZM1 239H2V238H1ZM1 239H0V240H1ZM17 239H18V238H17ZM17 239H16V240H17ZM63 239H64V238H63ZM65 239H66V238H65ZM98 239H99V237L97 238V241H98ZM100 239H101V238H100ZM109 239H110V238H109ZM117 239H118V238H117ZM126 239H127V238H126ZM166 239H167V238H166ZM166 239H165V240H166ZM192 239H194V238H192ZM201 239H200V240H201ZM12 240H13V239H12ZM18 240H19V239H18ZM38 240H39V239H38ZM58 240H59V238H58ZM110 240H114V239H110ZM134 240H135V239H132V241H134ZM137 240H138V239H137ZM165 240H164V242H165ZM218 240H217V241H218ZM6 241H7V240H5V243L8 242V241H7V242H6ZM66 241H67V240H66ZM97 241H96V242H97ZM129 241H130V240H129ZM145 241H146V239H145ZM149 241H150V240H149ZM152 241H153V240H152ZM152 241H151V242H152ZM186 241H187V240H186ZM189 241H191V239H189ZM217 241L214 240V245H215V242H217ZM10 242H11V241H10ZM120 242L122 243V242H124V241H123V240H121V241L119 240V245H120ZM126 242H127V241H126ZM130 242H131V241H130ZM130 242H129V243H130ZM134 242H135V241H134ZM155 242H156V241H155ZM184 242H185V241H184ZM194 242L197 243V242H201V241H198V240L196 239V241H194ZM202 242H203V241H202ZM8 243H9V242H8ZM11 243H13V242H11ZM46 243H47V242H46ZM61 243H63V242H61ZM64 243H65V242H64ZM117 243H118V242H117ZM124 243H125V242H124ZM129 243L127 242V244H129ZM149 243H150V242H149ZM149 243H148V244H149ZM156 243H157V242H156ZM156 243H155V244H156ZM158 243H160V242H158ZM188 243H189V242H188ZM221 243H222V242H221ZM2 244H3V242H2ZM9 244H10V243H9ZM9 244H7V245L10 246ZM17 244H18V246H19V243H17ZM127 244H126V246H127ZM155 244H154V245H155ZM164 244H165V243H164ZM173 244H175V245H173ZM192 244H193V242H192ZM200 244H201V243H200ZM202 244H203V243H202ZM206 244H207V243H206ZM206 244H205V245H206ZM211 244H212V243H211ZM3 245H4V244H3ZM3 245H2V246L0 245V259L3 260L5 264H7V260H9L10 258L7 259L6 257H4L8 252H6V245H4V246H3ZM26 245H27V244H26ZM42 245H43V244H42ZM87 245H88V244H87ZM97 245H98V246H97ZM115 245H117L116 242H115ZM121 245H122V244H121ZM133 245H134L133 243H132L131 246L128 245V246H130V247H128V248L133 247ZM184 245H185V243H184ZM187 245H188V244H186V246H187ZM218 245H219V244H218ZM55 246H56V245H55ZM57 246H58V245H57ZM123 246L125 247V244H123ZM149 246H150V245H149ZM156 246H157V245H156ZM192 246H193V245H192ZM196 246H197L196 249L200 250V252H199V254H200V253H201V249L198 248V245H196ZM199 246H202V245H199ZM206 246H207V245H206ZM208 246H210V244H209ZM52 247H53V246H52ZM62 247H63V246H62ZM90 247H91V246H90ZM112 247H113V248H114V247H115V248H116V247H119V248H120L121 246H118V245H117V246H114V241H113V246H112ZM176 247H177V246H176ZM178 247H177V248H178ZM187 247H188V246H187ZM210 247H211V246H210ZM7 248H8V247H7ZM9 248H10V247H9ZM39 248H40V247H39ZM91 248H92V247H91ZM91 248H90V249H91ZM115 248L113 249L114 251H113L112 249H110L111 252L113 251L114 253H116L117 250H115ZM136 248H137V247H136ZM148 248H149V247H148ZM184 248H185V247H184ZM202 248H203V247H202ZM216 248H221V247H219V246H215V250H216ZM19 249H21V248H19ZM46 249H47V248H46ZM116 249H118V248H116ZM125 249H126L127 251L130 252V249L128 250L126 247H125ZM132 249H133V248H132ZM182 249H183V248H182ZM203 249H204V248H203ZM203 249H202V250H203ZM207 249H209V248H207ZM211 249H213V246L211 247ZM7 250H8V249H7ZM34 250H35V249H34ZM44 250H45V249H44ZM53 250H54V249H53ZM91 250H92V249H91ZM120 250H121V249H120ZM120 250H119V253H120ZM155 250H156V249H155ZM205 250H206V248H205ZM205 250H204V251H205ZM213 250H214V249H213ZM220 250H221V249H220ZM8 251L11 252V248H10V250H8ZM12 251H13V250H12ZM17 251H18V250H17ZM25 251H26V250H24V253H25ZM45 251H46V250H45ZM57 251H58V250H57ZM62 251H63V250H62ZM115 251H116V252H115ZM192 251H193V252H192ZM206 251H207V250H206ZM218 251H219V249H218ZM218 251H217V252H218ZM18 252H19V251H18ZM34 252H35V251H34ZM38 252H39V251H38ZM38 252H37V254H38ZM94 252H95V250H94ZM94 252H91V253H94ZM111 252H110V253H111ZM121 252H122V253L124 252V253H123V256L125 255V253H126L127 256H129V255L127 254V252L123 250V248H122V251H121ZM140 252H141V251H140ZM147 252H148V251H147ZM197 252H198V251H197ZM197 252H196V253H197ZM211 252H212V250H211ZM215 252H216V251H215ZM215 252L213 251L212 254L214 255ZM12 253H13V252H12ZM35 253H36V252H35ZM35 253H34V254H35ZM52 253H53V251H52ZM62 253H63V252H62ZM83 253H84V255H83ZM110 253H109V254H110ZM130 253H131V252H130ZM137 253H138V252H137ZM204 253H205V252L201 253L200 255H202V254H204ZM222 253H223V252H222ZM222 253H221V254H222ZM18 254H19V253H18ZM39 254L41 255V253H39ZM56 254H57V253H56ZM59 254H60V253H59ZM63 254H64V253H63ZM70 254H71V253H69V255H70ZM87 254H88V253H87ZM94 254H95V253H94ZM102 254H103V253H102ZM107 254H108V253H106V255H107ZM144 254H145V253H144ZM153 254H154V253H153ZM212 254H209V250H208V255L211 256L210 259L214 258V256H218L216 259H218L217 261L219 262V260L222 258V257H219V255H218L219 253H216L217 255H214V256H212ZM8 255H9V253H8ZM8 255H7V257H8ZM22 255H23V254H22ZM24 255H25V254H24ZM27 255H28V254H27ZM40 255H39V256H40ZM45 255H46V254H45ZM45 255H44V257H45ZM51 255H52V254H51ZM65 255H66V253H65ZM69 255H68V256H69ZM75 255H76V254H75ZM96 255H95V256H96ZM111 255H113V253H111ZM111 255H110V256L108 255L107 258L110 259L109 257H112ZM134 255H135V254H134ZM140 255H141V254H140ZM148 255H149V254H148ZM205 255H206V254H205ZM205 255H204V256H205ZM18 256H19V255H18ZM49 256H50V255H49ZM58 256H60V255H58ZM68 256H66V257H68ZM76 256H79V255H76ZM95 256H94V257H95ZM103 256H104V254L102 255V257H103ZM113 256H114V255H113ZM116 256H117V254H116ZM123 256H120V257H119V260H120V258L123 257ZM197 256H198V254H197ZM206 256H207V255H206ZM221 256H223V255H221ZM19 257H20V256H19ZM102 257L98 256V258H100V260H104V259H102ZM124 257H125V256H124ZM145 257H146V255H145ZM147 257H148V256H147ZM147 257H146V258H147ZM193 257H194V255H193ZM198 257H199V256H198ZM200 257H201V256H200ZM200 257H199V258H200ZM208 257H209V256H208ZM13 258H14V257H13ZM13 258H12V255H11V259H13ZM46 258H47V257H46ZM46 258H45V259H46ZM62 258H63V257H62ZM95 258H96V257H95ZM98 258H97V259H98ZM104 258H105V257H104ZM116 258H117V257H116ZM116 258H115V259H116ZM131 258H132V257H131ZM146 258H145V261L148 262L149 259L146 260ZM157 258H158V257H157ZM168 258H169V259H168ZM191 258H192V257H191ZM195 258H196V257H194V259H195ZM204 258H205V257H203V259H204ZM219 258H220V259H219ZM223 258H224V257H223ZM17 259H18V258H17ZM19 259H20V258H19ZM53 259H54V258L52 257V260H53ZM69 259H70V258H69ZM113 259H114V258H113ZM127 259H128V258H127ZM152 259H153V258H152ZM152 259H151V260H152ZM174 259H175V258H174ZM194 259L192 258V260L195 262ZM196 259H197V258H196ZM200 259H201V258H200ZM203 259H202V261H198V260H199V259H198V260H196L195 263H194V262H193V263H194V264H203V263H202V262H204ZM210 259H208V260H209V261H213L215 258L212 259V260H210ZM224 259H225V258H224ZM42 260H43V258H42ZM42 260H39V261L42 262ZM49 260H50V259H49ZM63 260H64V259H63ZM65 260H66V258H65ZM72 260H73V261H72ZM106 260H107V259H106ZM121 260H122V258H121ZM121 260H120V261H121ZM128 260H129V259H128ZM132 260H134V259H132ZM135 260H136V259H135ZM155 260H156V259H155ZM5 261H6V262H5ZM13 261H14V260H13ZM13 261H12V262H13ZM50 261H51V260H50ZM60 261H62V260H60ZM97 261H98V260H97ZM107 261H108V260H107ZM122 261H123V260H122ZM169 261H170V260H169ZM189 261L191 262V259H190ZM197 261H198V262H197ZM206 261H207V260H206ZM206 261H205V262H206ZM214 261H215V260H214ZM217 261H215V262H217ZM223 261H224V260H223ZM8 262H10V261H8ZM47 262H48V261H47ZM93 262H95L94 259H93ZM101 262H102V263H101ZM109 262H111V260H110ZM114 262H116V261L114 260ZM125 262H126V263H124V261H123V263L120 262V264H127L128 261L126 260ZM129 262H131V259L129 260ZM129 262H128V263H129ZM136 262H138V261L136 260ZM142 262H144V261H142ZM142 262H141V263H142ZM147 262H146V263H147ZM166 262H167V261H166ZM171 262H172V261H170V263H171ZM174 262H175V261H174ZM176 262H177V261H176ZM186 262L189 263L188 260H187ZM207 262H208V261H207ZM218 262H217L216 264H221V263H218ZM0 263L2 264V262H0ZM23 263H25L24 260H23ZM42 263H43V262H42ZM51 263H52V262H51ZM56 263H57V262H56ZM60 263H61V262H59L58 264H60ZM63 263H64V262H63ZM95 263H96V262H95ZM111 263H112V262H111ZM111 263H108V262H107V263H105V264H111ZM116 263H117V262H116ZM132 263H133V261H132ZM132 263H131V264H132ZM134 263H135V262H134ZM148 263H149V262H148ZM148 263H147V264H148ZM152 263H153V262H151V264H152ZM187 263H186V264H187ZM210 263L212 264V262H209L208 264H210ZM13 264H14V263H13ZM16 264H18V263L16 262ZM48 264H49V263H48ZM54 264H55V263H54ZM96 264H104V263H103V261H100V263H99V261H98V263H96ZM135 264H136V263H135ZM138 264H140V260H139ZM143 264H144V263H143ZM160 264H161V263H160ZM167 264H168V262H167ZM172 264H173V263H172ZM223 264H224V263H223Z\"/></svg>","mask_w":264,"mask_h":264}]
</instances>
